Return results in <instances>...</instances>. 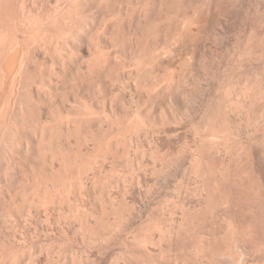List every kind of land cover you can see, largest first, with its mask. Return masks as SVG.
<instances>
[{
    "label": "bare ground",
    "instance_id": "bare-ground-1",
    "mask_svg": "<svg viewBox=\"0 0 264 264\" xmlns=\"http://www.w3.org/2000/svg\"><path fill=\"white\" fill-rule=\"evenodd\" d=\"M11 1V4L13 3L12 2V0H0V236L2 237V235L4 236V234L5 235H7V230L6 229H4L5 227L7 228L8 226H9V224L6 226L5 225V227H4V221H5V224H6V221L7 220H9L10 221V219H6V220H4L5 219V217H7V216H5L4 217V219H3V216L5 215V214H14L13 216H14V219H17L16 221H17V223L22 227V225H23V227L22 228H24V230H22V233H24V234H20L19 233V228H21V227H16V225H17V223H16V221L14 222L13 221V219H12V221H13V224L15 225V223H16V225H15V227H12L11 228V226H10V228H11V231L12 230H16V229H14V228H18L17 229V231H15V232H8V239H7V245H6V250L8 249V254H7V252L6 253H3V251L2 250H0V251H2V254L1 255H3L2 256V259L3 258H7V260H8V264H44L45 262H47V264H49L48 263V261H45V259H48V257L46 258V256H49V255H46L45 257H44V253L46 252L43 248H45L44 246H42V247H40V249L38 250L37 249V247H34V248H36L38 251H39V253H38V255L37 254H35V256H37V257H35L34 256V254H32V253H30L29 255H28V253L27 252H23V253H27V254H23L22 253V251H24V249H26L27 247L28 248H31L33 245L32 244H34V241L36 240H34L33 241V243H32V240H33V238H31L30 239V226H31V224H27V220H33L34 219V223H36V221H37V217L39 216H41V217H43V219H38L39 220V222H41V224L39 223V226H38V230H41V233L40 234H47L48 232H50L49 230H54V229H52V228H54L52 225L54 224L55 225V234L53 233V231L51 232V233H53L54 234V236L56 237V238H61V237H58V235L60 236L61 235V232L64 234V232H63V230H64V218L66 217L65 215H67L68 213H67V211H69L70 213L69 214H71L72 212H75V208L74 207H77V206H80V204L79 205H77L78 203H79V201L81 202L82 201V190H80V191H78L79 190V188H78V186L80 185L81 187H84L83 186V182L84 181H89L90 182V180H91V178H90V172L94 175L92 178H94V177H96V173H98L99 172V169H98V171L96 172V170H97V166L99 167H101L102 166V168H103V165H104V163L102 164V163H100L99 162V164L96 162V156H97V153L99 152H103L104 153V151H105V149H107V147L104 145V143L100 140V139H102L103 137L104 138H107V140H108V137H109V140H110V143H113V141L111 140L112 138H111V135L113 134V133H115L114 131H113V128L111 127V125L112 124H114L115 122H116V125L119 123V124H121V125H123V123L124 122H130V121H133V119H136V117L138 118L140 115H135L136 117L135 118H133L132 119V116H131V119L132 120H129L130 119V115H132L133 113H132V111H134V110H132V109H129L128 108V102H130V100H127L128 98H127V92H129V93H131L132 91L130 90V89H128L129 88V83L131 82V79H135L134 77H133V74L135 75V74H137L138 72H137V70H138V68L140 69V67H142V66H144V69L142 70V72L144 71V75H146L145 77H146V81H147V84H146V88L147 89H149L150 90V92H151V95H150V97H152L153 96V98L155 97V99H157V93H156V90H159V89H157L158 87H159V85L158 84H160V82H159V79H161V77H160V74H161V72L163 71V72H166L165 74H167V72L169 71V68H170V70H171V66L174 64V63H176V61L177 62H179L178 60H180L181 58L183 59V57L188 61V60H190V61H194V62H197V61H195V58L197 57H201L202 58V56L203 55H206L207 53H210V52H213V48L215 47V44H217L218 42H216V40H217V38L218 37H220V39H218V41L219 40H221L222 42H223V40L225 39V38H227L228 36H230V35H232L231 33H230V35H228L229 33L228 32H230V26L228 25L229 23H228V20H229V18L230 19H232L233 17H235L236 15V13L238 14V12L240 11V10H242L241 8H242V6H241V4H242V2H244L245 1V4H246V0H70L71 1V4L70 3H68V5H71L70 7H68V9H70L69 10V12H67L68 11V9H67V11L66 12H64L65 10H61V9H59V10H61V11H57V9H56V11H55V13L54 14H52L51 13V15H49V11H53V9L50 7V9L51 10H48V16H47V21L44 19H37L38 21H37V23H40L41 22V24H36L35 22V18H36V16H34L35 15V13H34V15H32L31 14V17H30V13L33 11H31V7L28 9V5L30 4H27L26 2H27V0H15V1H18V7L17 8H14V9H12V5L10 4V3H8V2H10ZM47 0H45V2H46ZM52 1V0H51ZM59 1V0H58ZM69 1V0H68ZM248 1H250V0H248ZM37 2V1H36ZM42 2V1H41ZM232 2V3H231ZM14 3H16V2H14ZM13 3V4H14ZM32 3V5H33V3H35V2H31ZM54 3V2H53ZM66 3V4H67ZM237 5V9H236V7H235V5ZM237 3H240V5H238ZM249 3V2H248ZM50 4V3H49ZM48 4V5H49ZM57 4V3H56ZM59 5H60V1H59V3H58ZM61 4H62V1H61ZM257 6H258V8H259V10H260V21L263 23V25H260L261 23L260 22H257V24H259L260 26H264V0H256V3H255ZM15 5V4H14ZM41 5V4H40ZM44 5V4H43ZM47 5V4H46ZM59 5H58V7H59ZM251 5H253V3L251 4ZM30 6V5H29ZM45 6V5H44ZM52 6V5H51ZM63 6V5H62ZM238 6H239V8H238ZM248 6V5H247ZM14 7V6H13ZM47 7V6H46ZM65 6H63V8H64ZM37 8V7H36ZM41 8V7H40ZM53 8H54V6H53ZM56 8V7H55ZM62 8V7H61ZM62 8V9H63ZM244 8H245V6H244ZM37 9H39V8H37ZM47 9H48V7H47ZM239 9V10H238ZM249 9V8H248ZM247 9V10H248ZM254 9V8H253ZM29 10H30V12H29ZM41 10V9H40ZM40 10H38L39 12H40ZM43 10H46V9H43ZM236 10V11H235ZM250 11V10H249ZM249 11H247V12H249ZM252 11V10H251ZM250 11V12H251ZM7 12H9V13H7ZM36 12V11H35ZM46 12V11H45ZM54 12V11H53ZM236 12V13H235ZM249 12V13H250ZM258 12V11H257ZM33 13V12H32ZM44 13V12H43ZM46 14V13H45ZM246 14V13H245ZM43 14H41V15H39L40 17L42 16ZM233 15H235V16H233ZM252 15V14H251ZM254 15H256V14H254ZM258 15V14H257ZM43 16H45V15H43ZM233 16V17H232ZM248 16H249V14H248ZM32 17H35V18H32ZM38 17V16H37ZM238 17V16H237ZM244 17V16H243ZM249 17H251V16H249ZM248 17V18H249ZM257 17V16H256ZM43 18V17H42ZM240 19H241V17H240ZM253 19V18H252ZM236 20V19H235ZM238 20H239V17H238ZM254 20V19H253ZM256 20V19H255ZM257 20H259V19H257ZM35 21V22H34ZM45 21V22H44ZM232 21H233V19H232ZM244 21V20H243ZM247 21H249V19L247 20ZM42 22H44V24L42 23ZM235 23V22H234ZM233 23V24H234ZM238 23V22H237ZM241 23V22H240ZM248 23V22H247ZM246 23V24H247ZM254 23V22H253ZM36 24V25H35ZM233 24H231V27H232V25ZM255 24V23H254ZM38 25V26H37ZM242 25H243V23H242ZM246 26H248V25H246ZM253 26H255V25H253ZM258 26V25H257ZM256 26V27H257ZM233 27H235V26H233ZM259 28V27H258ZM261 28V27H260ZM264 28V27H263ZM233 29V28H232ZM241 29V28H240ZM254 29H255V27H254ZM257 29V28H256ZM255 29V31H252L253 33L254 32H256L257 30ZM247 30V29H246ZM261 30V29H260ZM260 30H258V31H260ZM232 31H234V30H232ZM231 31V32H232ZM236 31H238V30H236ZM235 31V32H236ZM243 31V30H242ZM241 31V32H242ZM250 31V30H249ZM225 32H227L226 33V36H225V38L223 37V40H222V38H221V35L223 34V35H225L224 33ZM234 32V33H235ZM240 32V33H241ZM262 32V31H261ZM233 33V34H234ZM239 33V34H240ZM243 33V32H242ZM251 33V32H250ZM249 33V34H250ZM29 36H28V35ZM37 38H33V35ZM238 34V35H239ZM247 34V33H246ZM252 34V33H251ZM254 34H257V32L256 33H254ZM253 34V35H254ZM259 34V33H258ZM257 34V35H258ZM261 34V33H260ZM259 34V35H260ZM263 34V33H262ZM222 35V36H223ZM237 35V36H238ZM242 35V34H241ZM258 35V36H259ZM28 36V37H27ZM249 36V35H248ZM256 36V35H255ZM257 36V37H258ZM262 35H260L259 36V38L261 37ZM263 36H264V34H263ZM29 37H30V39L31 40H33V39H36V41L34 40V43H35V45H34V43H32L33 41H31V43H30V39H29ZM231 38H233V36H230ZM236 37V36H235ZM234 37V38H235ZM239 37H240V35H239ZM239 37L237 38L238 40H239ZM250 37H251V35H250ZM253 37V36H252ZM251 37V38H252ZM257 37H256V39H257ZM33 38V39H32ZM247 38V37H246ZM250 38V39H251ZM258 38V39H259ZM263 38V37H262ZM261 38V39H262ZM216 39V40H215ZM228 39H229V37H228ZM236 39V38H235ZM253 39L254 40H256L254 37H253ZM258 39L256 40V43H257V41H258ZM260 39V40H261ZM226 41H227V39H225ZM224 40V41H225ZM247 40H249V39H247ZM254 40H252L251 42H250V44H252V42L254 41ZM246 41V40H245ZM263 42H264V40H262ZM262 41H261V44H262ZM220 42V41H219ZM236 42V41H235ZM243 42V41H242ZM229 43V42H228ZM240 43V42H239ZM32 44V45H31ZM224 44H225V42H224ZM230 44H232V43H230ZM244 44V43H243ZM249 44V43H248ZM254 44H255V41H254V43L252 44V47L254 46ZM259 44V43H258ZM219 45V44H218ZM223 45V44H222ZM241 45V44H240ZM247 45V44H246ZM224 46V45H223ZM236 46V45H235ZM250 46V45H249ZM248 45H247V48L249 47ZM263 47L262 45H260L259 44V47ZM219 47H222V46H219ZM219 47H217V48H219ZM230 47V46H229ZM228 47V45L226 46V48H229ZM244 47V46H243ZM254 47H256V49L258 48L257 47V45L255 44V46ZM253 47V48H254ZM261 47L259 48V49H261ZM216 48V47H215ZM231 48V47H230ZM238 48V47H237ZM245 48V47H244ZM251 48V47H250ZM252 48V50L253 51H255L254 49ZM234 49H235V47H234ZM241 49V48H240ZM258 49V50H259ZM257 50V51H258ZM264 50V49H263ZM215 51L216 50H214V53H215ZM217 51H218V49H217ZM223 51V50H222ZM227 51V50H226ZM230 50H228V52L227 53H230L229 52ZM238 51V50H237ZM240 51V50H239ZM238 51V52H239ZM242 51H245L244 49L242 50ZM247 51H249L250 53H251V51L248 49ZM256 51V52H257ZM255 52V53H256ZM259 52V51H258ZM235 53V52H234ZM239 53H242L243 55L245 54V52L243 53V52H239ZM246 53H248V52H246ZM262 53V52H261ZM213 54V53H212ZM216 54H218V53H216ZM222 54V53H221ZM242 54H240L241 56H243ZM249 54V53H248ZM248 54L246 55V57H245V59L246 60H251V58H253V56H252V54H250V58L248 57ZM258 54V55H257ZM263 54V53H262ZM183 55V56H182ZM224 55H225V53H224ZM236 55V54H235ZM255 55V54H254ZM256 55L257 56H259V53H256ZM261 55V54H260ZM181 56V57H180ZM211 56V55H210ZM219 56H220V54H219ZM222 56H223V54H222ZM228 56V55H227ZM227 56H225V59H226V57ZM252 56V57H251ZM211 57H213V56H211ZM229 57V56H228ZM230 57H231V54H230ZM233 57H235V56H233ZM244 57V56H243ZM254 57H256V56H254ZM200 58V59H201ZM241 58V57H240ZM261 58H263V57H261L260 56V59ZM32 59H34V60H32ZM116 59H118V60H116ZM207 59V58H206ZM205 59V60H206ZM211 59V58H210ZM215 59V58H214ZM220 59V58H219ZM218 59V60H219ZM223 59V58H222ZM232 59V58H231ZM235 59V58H234ZM245 59H243L244 61H246ZM255 59V58H254ZM36 60H37V62L38 63H35V64H38V65H40V66H42L41 68H42V70H41V68L39 69V68H37V65L34 67V65H33V63L34 62H36ZM217 60V59H216ZM239 60H242V58L241 59H239ZM257 60V59H256ZM30 61L31 62H33L32 64L30 63ZM198 61H200V60H198ZM203 61H204V58H203ZM207 61V60H206ZM225 61V60H224ZM229 61V60H228ZM231 61V60H230ZM237 61V60H236ZM182 62V61H181ZM214 62V61H213ZM227 62V61H226ZM235 62V61H234ZM233 62V63H234ZM248 62H250V69H248V70H250V71H248L249 72V76H251V75H253V76H255L254 78H249V76L247 77L246 75H248V74H246L247 73V70H246V73H244L243 74V72H242V74L243 75H241V76H244L243 78H245L246 79V77L247 78H249V79H247V80H245V79H242L241 77H237V79H242L241 80V83H242V81H245V84L244 85H242V86H244L243 87V89L241 88L242 86L239 84V87L242 89V91H241V89H240V91H241V94H239V95H242L241 97V99L242 100H240V102H242L241 104H243L244 105V107H245V111L247 110H249V111H252V110H254V108L256 107V109H258L259 108V106L258 105H261V104H263L264 103V82H263V79L261 80L260 78L261 77H263L264 76V74L263 75H261L260 73H258L259 74V76L260 77H258V74H256V72H255V74H253L254 72H252V69H254L253 67L255 66L254 64L257 62V61H255V63L253 64L252 63V61H248ZM247 62V63H248ZM254 62V61H253ZM258 62H260V63H258ZM256 64L257 65H259V66H261L260 64L262 63V62H264L262 59H261V61L259 60ZM30 63V64H29ZM188 63H190V62H188ZM188 63H186V64H188ZM193 63V62H192ZM192 63H190V64H192ZM198 63V62H197ZM204 63L206 64V62L204 61ZM210 63V62H209ZM214 63H216V62H214ZM221 63V62H220ZM230 63V62H229ZM243 62L241 61V69H242V64ZM246 63V62H245ZM245 63H244V65H245ZM251 63L254 65H252V67H251ZM202 64V63H201ZM228 64V63H227ZM226 64V65H227ZM231 64V63H230ZM249 64V63H248ZM33 66L34 68H36V69H39L38 70V72H37V70H33V69H31V70H33V72L35 73V75L34 74H30V75H25L24 76V74L25 73H27L28 74V70H30L28 67L29 66ZM174 65H176V64H174ZM180 65V64H179ZM195 65H196V63H195ZM217 65H218V63H217ZM225 65V64H224ZM224 65H222V66H224ZM235 65V64H234ZM233 65V66H234ZM247 65V64H246ZM262 65H264V63L262 64ZM181 66H183V65H181ZM190 66V65H189ZM198 66H200V65H198ZM205 66V65H204ZM203 66V68H206V67H204ZM215 66V65H214ZM239 66V65H238ZM39 67V66H38ZM173 67H175V66H173ZM187 67V66H186ZM185 67V68H186ZM193 67V66H192ZM197 67V66H196ZM200 67H202V66H200ZM225 67H227V66H225ZM231 67V66H230ZM247 68H249L248 66H246ZM246 67H244V68H246ZM256 67V66H255ZM262 67V66H261ZM31 68V67H30ZM178 68H179V66H178ZM220 67L218 66V69H219ZM240 67H238V69H239ZM252 68V69H251ZM260 68V67H259ZM142 69V68H141ZM188 69H191L190 67L188 68ZM197 69V68H196ZM195 69V70H196ZM198 69H200V68H198ZM211 69H213V68H211ZM224 69V68H223ZM230 69H232V68H230ZM236 69V68H235ZM256 69H258V67L256 68ZM30 70V71H31ZM176 70V69H175ZM174 70V71H175ZM178 70V69H177ZM177 70H176V72H177ZM201 70V69H200ZM200 70H197V72L198 71H200ZM206 70V69H205ZM233 70H234V68H233ZM233 70H232V72H233ZM244 71H245V69H243ZM242 70V71H243ZM259 70V69H258ZM262 69H260V71H261ZM30 71H29V73H30ZM138 71H141V70H138ZM182 71H184L183 70V68H182ZM215 71H217V70H215ZM224 72H225V69L223 70ZM226 71H227V69H226ZM239 71V70H238ZM237 71V72H238ZM257 71V70H256ZM263 72H264V70H262ZM262 71H261V73H262ZM135 72V73H134ZM137 72V73H136ZM142 72H141V74H142ZM186 72H188V71H186ZM185 72V73H186ZM196 72V73H197ZM201 72H205L204 70L202 71L201 70ZM210 72H213V71H210ZM223 72V73H224ZM240 73H241V71H239ZM250 72H252V74L250 73ZM31 73H32V71H31ZM37 73V74H36ZM175 73V72H174ZM181 73V72H180ZM191 73V72H190ZM207 73V72H206ZM170 74H172V71L168 74V76L170 75ZM210 74V73H209ZM219 74V73H218ZM230 74V73H229ZM233 74L235 75V72H233ZM233 74H231V75H233ZM237 74V73H236ZM139 75V74H138ZM173 75V74H172ZM172 75H171V77H172ZM186 75V74H185ZM192 75V74H191ZM207 75V74H206ZM216 75V74H215ZM214 75V76H215ZM220 75V74H219ZM227 76H228V74H226ZM27 76H29L30 78H28L27 80H29V81H27L26 79H24V78H27ZM116 76V77H115ZM136 76V75H135ZM161 76H162V74H161ZM163 76H164V74H163ZM167 76V75H166ZM203 76V75H202ZM202 76H201V78H202ZM205 76V75H204ZM217 76V75H216ZM222 76V75H221ZM237 76V75H236ZM236 76H235V78H236ZM24 77V78H23ZM160 77V78H159ZM179 77H181V76H179ZM178 77V78H179ZM210 77H212V75L210 76ZM229 77V76H228ZM228 77H226V78H228ZM139 78V77H138ZM168 78V80L169 81H171L172 80V78H170V77H167ZM187 78H189V75L187 76ZM203 78H205V77H203ZM202 78V79H203ZM216 78H218V76L216 77ZM225 78V77H224ZM225 78V79H226ZM230 78V77H229ZM232 78H234V76L232 77ZM137 79V78H136ZM135 79V80H136ZM142 79V78H141ZM163 79H164V77H163ZM171 79V80H170ZM190 79V78H189ZM189 79H187V80H189ZM192 79V78H191ZM194 79V78H193ZM198 79V78H197ZM196 79V80H197ZM214 79V78H213ZM221 79V78H220ZM223 79V78H222ZM24 80H26V81H24ZM140 80V79H139ZM144 80V79H143ZM167 80V79H166ZM178 80V79H177ZM176 80V78H175V81H172V82H174V85L173 86H175L176 84H175V82L177 81ZM180 80V79H179ZM218 80V79H217ZM232 79H230V81H231ZM233 80H235V79H233ZM232 80V82H234ZM133 81V80H132ZM142 81V80H141ZM145 81V80H144ZM161 82H162V80H160ZM183 81V80H182ZM192 81V80H191ZM199 81V80H198ZM203 81V80H202ZM214 81V80H213ZM221 81V80H220ZM219 81V82H220ZM236 81V80H235ZM239 81V80H238ZM25 82V83H24ZM159 82V83H158ZM172 82H167L166 81V86H165V88H164V96L166 97L165 99L166 100H164V98L162 99V100H164V106L166 107V109L168 108V110H169V112H166V113H163L164 111L161 109V108H163V107H161V106H159L158 105V103H157V105L155 104V106H159V109H161V111H163V112H161V113H163L164 115H168L167 116V118H168V120H172L173 121V127H175V128H177V131H178V129H180V128H182V127H179V118H181V117H179L178 119H177V108H175V109H173V107H177V106H174V104H175V100H176V98H175V100H174V97H177L178 95H176V93H179V92H177V88H181V87H179V86H181V85H178V87L176 88V87H173L170 83H172ZM185 82V81H184ZM190 82V81H189ZM196 82V81H195ZM211 82V81H210ZM224 82L225 81H223V84H224ZM237 82V81H236ZM263 82V83H262ZM23 83H24V86H23ZM133 83V82H132ZM135 83V82H134ZM137 83V82H136ZM135 83V84H136ZM146 83V82H145ZM158 83V84H157ZM167 83H169L168 85H167ZM181 83V82H180ZM207 83H209V82H207ZM216 83V82H215ZM222 83V82H221ZM220 83V84H221ZM230 83V82H229ZM240 83V82H239ZM244 83V82H243ZM157 84V85H156ZM185 84V83H184ZM192 84H194V82L192 83ZM198 84V83H197ZM196 84V85H197ZM206 84V83H205ZM204 84V85H205ZM228 84V83H227ZM238 83H234V84H230V86H231V88L227 85V88L224 90L225 92H222V91H220L221 89H224V87L223 88H221L219 91L223 94V93H225V94H223V95H225V97L222 99V98H219L220 97V93H218L219 94V97H218V99L216 98L217 96H218V94H217V96L215 95V100H213L214 98H213V96H212V98H211V96H210V98L208 97L207 99H210V100H213L214 101V103H216V104H214L215 105V107H216V109H215V111H211V113H210V111H206V110H204V111H202V113H203V116H202V120H204V118H206V121H205V123L206 122H211L212 120L213 121H215L216 119H218V117H219V121L221 120V122H223V129H224V131H222V132H225V130L226 131H230L231 133L232 132H235L234 130L235 129H238L236 126L237 125H239L238 123H239V121H241V120H238V123L236 122L237 121V119H236V121H235V119H234V117L232 116L233 114V112L236 110V106H238L239 107V105H241V104H239L238 102H239V99H240V97L239 96H237L236 94H235V96L236 97H239V98H237L238 99V101L237 102H235V103H238V104H235V103H233L234 102V98H233V94L237 91V90H239V88L238 89H236L235 90V85H237ZM138 85H140V84H138ZM137 85V86H138ZM188 85V84H187ZM191 85V84H190ZM195 85V84H194ZM193 85V86H194ZM200 85V84H199ZM202 85V84H201ZM212 85V84H211ZM214 85V84H213ZM23 86V87H22ZM136 86V85H135ZM141 86V85H140ZM158 86V87H157ZM164 86V85H163ZM184 86V85H183ZM186 86V85H185ZM189 86V85H188ZM203 86V85H202ZM224 86H226V85H224ZM113 87V88H112ZM132 87V86H131ZM130 87V88H131ZM144 87H145V85H144ZM187 87V86H186ZM190 87V86H189ZM198 87V86H197ZM200 87V86H199ZM204 87H206V86H204ZM220 87V86H219ZM218 87V88H219ZM112 88V90H113V92H115L114 90H115V88H116V90H117V93H116V95H115V93H113L112 92V90H111V92L112 93H110V91H108V90H110ZM133 88V87H132ZM155 88H156V90H155ZM161 88V87H160ZM192 88V87H191ZM196 88V87H195ZM210 88V87H209ZM230 88V89H229ZM86 89H88L87 91H89L88 92V94L89 93H91L90 91H91V89H93V90H95L94 92V94H97L95 97L97 98V97H99V99H98V101L100 100V98H102L103 100H104V103H103V105H104V108H100V110H101V114L103 115H98L97 117L99 118H101L102 117V121H98V119L95 117V115H94V113H93V111H94V108L95 107H93V106H95V105H93V100L95 99V98H92L93 97V95H92V100H91V98L88 96V94H87V91H86ZM127 89H128V91H127ZM134 89H136V88H134ZM162 89V88H161ZM175 89H176V91H175ZM189 89V88H188ZM187 89V90H188ZM213 89H215V88H213ZM228 89V90H227ZM92 90V91H93ZM133 90V89H132ZM139 90V89H138ZM183 90H185V89H183ZM190 91H191V89H189ZM193 90H194V88H193ZM198 90V89H197ZM131 91V92H130ZM143 91V90H142ZM142 91H140V92H142ZM145 91H147L148 92V90H145ZM163 91V89L161 90V92ZM215 91V90H214ZM218 91V90H217ZM216 91V92H217ZM240 91H237V92H240ZM149 92V93H150ZM154 92L156 93V94H154ZM176 92V93H175ZM187 92V91H186ZM196 92V91H195ZM204 92H205V89H204ZM209 92H210V90H209ZM93 93V92H92ZM91 93V94H92ZM112 94V96H116L115 98L114 97H110V94ZM145 93V92H144ZM188 93V92H187ZM194 93V92H193ZM200 93H201V91H200ZM87 94V95H86ZM90 94V95H91ZM135 94H137L136 92H135ZM139 94V93H138ZM146 94V93H145ZM148 94V93H147ZM160 94V93H159ZM186 94V93H185ZM189 94V93H188ZM197 94H199L198 92H197ZM197 94H195V95H197ZM204 94V93H203ZM140 95V94H139ZM143 95V94H142ZM155 95V96H154ZM181 95V94H180ZM182 95H184V93L182 94ZM181 95V96H182ZM194 95V94H193ZM209 95H211L210 93H209ZM131 96V95H130ZM130 96H128V97H130ZM136 96V95H135ZM144 96V95H143ZM149 96V95H148ZM161 96V95H160ZM163 96V97H164ZM197 96H199V95H197ZM202 96V95H201ZM205 96V95H204ZM208 96V95H207ZM234 96V97H235ZM140 97V96H139ZM189 97H190V95H189ZM90 98V99H89ZM130 98H132V97H130ZM159 98H161V97H159ZM158 98V100H160ZM193 98V97H192ZM195 98H197V97H195ZM201 98V97H200ZM204 98V97H203ZM202 98V99H203ZM205 98H206V96H205ZM133 99V98H132ZM136 99V98H135ZM138 99V98H137ZM136 99V100H137ZM143 99V98H142ZM149 99V98H148ZM179 99V98H178ZM183 100H184V97L182 98ZM188 99V98H187ZM236 99V98H235ZM96 100V99H95ZM94 100V101H95ZM134 100V99H133ZM133 100H131V101H133ZM140 100V99H139ZM182 100V101H183ZM191 99H189L188 101H190ZM200 100V99H199ZM91 101H92V103H91ZM138 101V100H137ZM146 101V100H145ZM154 101V100H153ZM152 100H151V102H153ZM173 101H174V104H173ZM179 101V100H178ZM194 101V100H193ZM196 101V100H195ZM207 101V100H206ZM216 101V102H215ZM102 102V101H101ZM141 102H143V101H141ZM147 102V101H146ZM150 102V103H151ZM159 102V101H158ZM186 102V101H185ZM198 102V101H197ZM196 102V103H197ZM201 102V101H200ZM207 102H209V103H212L211 101H207ZM78 103L80 104V105H78ZM115 103V104H114ZM132 103V102H131ZM134 104H135V102H133ZM140 103V102H139ZM155 103V102H154ZM176 103H177V101H176ZM181 103V102H180ZM187 103V102H186ZM199 103V102H198ZM101 104V103H100ZM146 104V103H145ZM148 104V103H147ZM161 104H162V102H161ZM160 104V105H161ZM201 104H203V101H202V103H200V105ZM102 105V104H101ZM131 105V104H130ZM129 105V106H130ZM139 105V104H138ZM149 105V104H148ZM147 105V106H148ZM151 105V104H150ZM149 105V106H150ZM176 105V104H175ZM179 105V104H178ZM193 105V104H192ZM194 105H195V102H194ZM197 105V104H196ZM207 105H209V104H207ZM212 105V104H211ZM217 105V106H216ZM243 105H242V109H243ZM135 106V105H134ZM142 106V105H141ZM146 106V107H147ZM163 106V105H162ZM183 106V105H182ZM263 106L264 105H262L261 107L263 108ZM98 107V106H97ZM101 107H103V106H101ZM133 107V106H132ZM131 107V108H132ZM139 107V106H138ZM152 107H154V106H152ZM161 107V108H160ZM184 107V106H183ZM186 107H189L188 105L186 106ZM200 107V106H199ZM203 107V106H202ZM211 107V106H210ZM210 107H207L208 109L210 108ZM212 107H214V106H212ZM238 107H237V109H238ZM260 107V108H261ZM98 108V109H99ZM142 107H139V109H141ZM151 108V107H150ZM171 108H172V110H176V111H171ZM180 108V107H179ZM193 108V107H192ZM205 108V107H204ZM206 108V109H207ZM145 109V108H144ZM148 109V108H147ZM146 109V110H147ZM156 109V108H155ZM166 109H164V110H166ZM190 109H191V107H190ZM195 109V108H194ZM207 109V110H208ZM212 109V108H211ZM210 109V110H211ZM256 109H255V111H256ZM183 110V109H182ZM181 110V111H182ZM186 110H188V109H186ZM185 110V111H186ZM212 110H214V109H212ZM239 110H240V108H239ZM259 110V109H258ZM258 110H257V112H258ZM260 110H262V109H260ZM259 110V111H260ZM143 111V110H142ZM151 111L153 112V110L151 109ZM167 111V110H166ZM181 111H180V113H181ZM184 111V112H185ZM190 111V110H189ZM194 111V110H193ZM246 111V112H247ZM255 111H254V113H255ZM262 111H264V110H262ZM261 111V112H262ZM85 112V113H84ZM96 112H97V110H96ZM99 112V111H98ZM136 112V111H135ZM144 112H146V111H144ZM148 112V111H147ZM150 112V111H149ZM159 112V111H158ZM175 112V113H174ZM183 112V111H182ZM195 112V111H194ZM199 111H197V113H198ZM253 112V111H252ZM261 112H258L257 113V116L256 115H253L252 114V116H255L254 118L255 119H257L258 118V116H259V118H260V116H261V122H263L262 121V119L264 120V118H262L263 117V115H258V114H261ZM151 113V112H150ZM157 113V112H156ZM155 113V111H154V115L156 114ZM191 113V112H190ZM236 113H238V112H236ZM235 113V115H237ZM136 114V113H135ZM147 114V113H146ZM163 114H161L162 116H163ZM184 114V113H183ZM201 114V113H200ZM240 114V113H239ZM242 114V113H241ZM246 114H248V113H246ZM262 114H264V112L262 113ZM134 115V114H133ZM141 115H143V114H141ZM149 115L150 114H148V116L147 117H149ZM185 115V114H184ZM187 115V114H186ZM189 115V114H188ZM199 115V114H198ZM243 115V114H242ZM146 116V115H145ZM159 116V115H158ZM157 116V117H158ZM160 116V118H162V119H164L166 116ZM197 116V115H196ZM241 116V115H240ZM240 116H239V118H240ZM251 116V117H252ZM187 117V116H186ZM238 117V116H237ZM251 117H249V116H247V118H248V120L249 121H253L254 122V118H251ZM129 118V119H128ZM141 118V117H140ZM139 118V119H140ZM144 118V117H143ZM156 118V117H155ZM184 118V116L182 117V119ZM193 118V117H192ZM192 118H191V120H192ZM200 118H201V116H200ZM221 118V119H220ZM250 118L251 119H253V120H250ZM95 119H97V121L99 122V123H97L96 121H95ZM145 119V118H144ZM147 119V118H146ZM148 119H150V118H148ZM153 119V118H152ZM159 119V118H158ZM157 119V120H158ZM194 119H196L197 120V118H194ZM208 119V120H207ZM241 119V118H240ZM103 120H105V121H103ZM128 120V121H127ZM137 120V119H136ZM188 120V119H187ZM245 120V119H244ZM139 121V120H138ZM143 121V120H142ZM147 122L149 121H153V120H146ZM155 121V120H154ZM160 121H163V120H160L159 119V121L158 122H160ZM172 121H171V123H172ZM181 121V120H180ZM186 121V120H185ZM189 121V123H190V120H188ZM195 121V120H194ZM201 121V120H200ZM211 122L212 124L214 123H217V122ZM249 121H247V122H249ZM136 122V121H135ZM141 122V121H140ZM146 122V123H147ZM150 122V123H151ZM157 122V121H156ZM156 122H155V124L154 125H150V126H148L146 123H145V121H144V123L146 124L145 126H144V128H146V132H148L147 134L149 135L150 133H151V135L150 136H148L147 138H149L148 140H151L153 143H149L150 145L151 144H154V147H155V149L156 150H159V148H158V144L160 143V141H161V135H162V131L164 132V135H165V133H168V132H171L170 131V127H168L167 126V124L169 123V125L171 124L170 122H167L166 120H165V122L167 123V124H165V122L163 121L162 123H160V125L159 124H156ZM157 122V123H158ZM175 122V123H174ZM202 122H204V121H202ZM257 122H259V121H257ZM257 122H255V123H257ZM106 123H108V126L106 125ZM133 123V122H132ZM185 123V122H184ZM189 123H188V125H189ZM194 123V122H193ZM192 123V124H193ZM198 123V122H197ZM201 123V122H200ZM204 123V125H207V123L205 124ZM219 123V122H218ZM217 123V124H218ZM240 123H242V122H240ZM250 123V122H249ZM111 124V125H110ZM118 124V125H119ZM126 124V123H125ZM131 124V123H130ZM135 124V123H134ZM138 124V123H137ZM137 124H136V128H137ZM209 124V123H208ZM221 124V123H220ZM242 124H244V123H242ZM246 124H248V123H246ZM251 124V123H250ZM249 124V125H250ZM252 124H254V123H252ZM259 124V123H258ZM257 124V125H258ZM263 125H264V123H262ZM107 126V129H105L106 128V126ZM115 125V124H114ZM129 125V124H128ZM140 125H142V124H140ZM144 125V124H143ZM142 125V126H143ZM175 125V126H174ZM184 125V124H183ZM195 125V124H194ZM200 125H202V124H200ZM216 125V124H215ZM241 125V124H240ZM256 125V126H257ZM113 126V125H112ZM127 126V125H126ZM126 126L124 125L123 127H122V130H123V128L125 127L126 128ZM131 126V125H130ZM139 126V125H138ZM146 126H148V129H147V127ZM172 126H171V128H172ZM179 128H178V127ZM187 126V125H186ZM196 126H198V125H196ZM210 126H211V128H212V125L210 124ZM241 126H243V125H241ZM251 126H255V124L254 125H251ZM111 127V128H110ZM115 127V126H114ZM117 127V126H116ZM121 126H119V127H117V128H115V130L117 131L116 132V135L117 136H114V135H112V137L114 136V139H115V141L119 138V136H120V134H121V128H120ZM133 127V126H132ZM199 127H201V126H199ZM198 127V129H200ZM204 127V126H203ZM205 127H207V126H205ZM208 127H209V125H208ZM216 127V126H215ZM219 127H220V125H219ZM240 127V126H239ZM263 127V126H262ZM135 128V129H136ZM142 128L143 127H141V130H142ZM143 128V129H144ZM187 128H188V126H187ZM197 128V127H196ZM258 128H259V125H258ZM264 128V127H263ZM262 128V129H263ZM132 129H134V128H132ZM131 129V130H132ZM139 129H140V127L138 128V132L137 131H134V133H133V131H132V135H130L131 137H129V139L127 140L126 138H125V136L121 139L122 140V142L124 141V139L125 140H127V142L128 141H131V140H135V143H137V146L140 148L141 146H139L138 145V143H141L140 141V139L142 138H140V136L141 135H145L146 133H143V134H140L139 133ZM182 129H184V127L182 128ZM194 129H195V127H194ZM206 130H208V129H210V128H205ZM205 129H204V131H205ZM214 129V128H213ZM215 129H217V128H215ZM240 129H241V127H240ZM246 129H249V127L247 126V128ZM253 129H255V127L253 128ZM121 130V131H120ZM131 130L129 131L130 133H131ZM162 130V131H161ZM188 130V129H187ZM186 130V131H187ZM189 130H191V129H189ZM202 130V129H201ZM210 130H212V129H210ZM219 130V129H218ZM259 130H260V128H259ZM264 130V129H263ZM263 130H261V131H263ZM113 133H112V132ZM119 131H120V133H119ZM124 131V130H123ZM127 132H125L126 133V136H127V133H129L128 132V128H127V130H126ZM159 131H161V134L159 133ZM175 131V130H174ZM184 131V130H183ZM195 131V130H194ZM193 131V132H194ZM196 131H197V129H196ZM241 131H242V129H241ZM249 131H251V130H249ZM254 131V130H253ZM252 131V132H253ZM256 132H257V130H255ZM261 131H259V132H261ZM142 132V131H141ZM144 132V131H143ZM188 132V131H187ZM198 132V131H197ZM200 132V131H199ZM203 132V131H202ZM210 131H207V134H210L209 133ZM214 132H216V131H214ZM238 132H239V130H238ZM245 132V131H244ZM248 132V131H247ZM246 132V133H247ZM124 133V134H125ZM129 133V134H130ZM175 133V132H174ZM204 133V132H203ZM227 133H229V132H227ZM236 133V132H235ZM246 133H245V138H247V137H249L250 135H251V133H250V135L249 136H247L246 135ZM262 133V135H263V132H261ZM261 133H258V136L261 134ZM147 134H146V136H147ZM172 134V133H171ZM170 134V135H171ZM183 134V133H182ZM190 134V133H189ZM194 134V133H193ZM192 134V135H193ZM202 134V133H201ZM206 133L205 134H202V135H207ZM234 134V133H233ZM239 134V133H238ZM238 134H235V135H237V137H239V136H241V135H238ZM255 134V133H254ZM122 135V134H121ZM176 135V134H175ZM185 135V134H184ZM184 135H183V137H184ZM198 135V134H197ZM211 135V134H210ZM213 135V134H212ZM220 135V134H219ZM226 135V134H225ZM225 135H221V137L222 136H225ZM253 135V134H252ZM173 136V135H172ZM178 136V135H177ZM198 136H201V135H198ZM197 136V139L199 138L200 139V137H198ZM209 136V135H208ZM213 136H215V135H213ZM121 137V136H120ZM179 137H181V134L179 135ZM178 137V138H179ZM194 137V136H193ZM196 137V136H195ZM202 137H204V136H202ZM206 138H207V136H205ZM218 137V135H216V137L215 138H217ZM220 137V136H219ZM220 137V138H221ZM226 137V136H225ZM229 137H230V139H229ZM229 137H226L225 139H228L226 142H230L231 141V139H232V137H231V135L229 136ZM234 137V136H233ZM236 137V136H235ZM254 137V136H253ZM253 137H251V139L253 138ZM262 137V136H261ZM261 137L259 138V139H261ZM263 137H264V135H263ZM111 138V139H110ZM146 138V139H147ZM168 138V137H167ZM167 138H166V140H167ZM172 138V137H171ZM174 138V137H173ZM176 138V137H175ZM187 138V137H186ZM209 138H211V137H209ZM208 138V140H210ZM240 138V137H239ZM241 138H243V137H241ZM240 138V139H241ZM244 138V139H245ZM113 139V140H114ZM170 139V138H169ZM181 140H183L182 138H180ZM190 139V138H189ZM188 139V140H189ZM194 139V138H193ZM202 139V138H201ZM219 139V138H218ZM224 139V140H225ZM235 139V138H234ZM248 139V138H247ZM255 139V138H254ZM103 140V139H102ZM118 140H120V138L118 139ZM148 140H145V141H148ZM171 140V139H170ZM177 140V139H176ZM180 140V141H181ZM186 140V139H185ZM203 140V139H202ZM208 140H207V142H208ZM222 140H223V137H222ZM236 140V139H235ZM238 141H240L239 139H237ZM250 140V139H249ZM105 141V140H104ZM112 141V142H111ZM114 141V142H115ZM145 141H144V143H145ZM165 141V140H164ZM173 141V140H172ZM187 141V140H186ZM196 141V140H195ZM195 141L193 142V143H195ZM200 141V140H199ZM199 141H197V142H199ZM205 141V138H204V140H203V142ZM219 141V140H218ZM232 141H234L233 139H232ZM243 141V140H242ZM251 141V140H250ZM250 141H248V142H250ZM256 142L258 141V139L257 140H255ZM255 141H253V143L255 142ZM260 141V140H259ZM261 141H262V139H261ZM161 142H163V141H161ZM169 142V141H168ZM207 142H205V144L207 143ZM214 142H215V140H214ZM264 142V141H263ZM263 142H262V144H263ZM106 143V145L108 144L107 142H105ZM109 143V144H110ZM120 143V142H119ZM119 143H118V145H119ZM131 142H129V144H130ZM142 143H143V141H142ZM171 143V142H170ZM181 143H183L182 141H181ZM186 143V142H185ZM202 143V142H201ZM209 143V142H208ZM219 143H220V141H219ZM228 143L226 144V146H228ZM232 143V142H231ZM242 143V142H241ZM246 143V142H245ZM252 143V142H251ZM247 144L246 143V147H248L247 149H245L246 147H245V145H244V150H245V155H243V156H245V161H246V165L244 164V163H241V162H243L242 161V159L244 158V157H242V159H241V162H238V163H241V164H244L245 165V167L244 168H246L247 167V169L249 170V171H247V170H245L247 173H249L250 172V174H251V177H252V179L255 181V183H256V186L258 185V187H260V191L259 192H263L264 193V176H263V174H261L260 173V171H259V169L260 168H263V165L258 169V164H260V163H258L259 162V158L258 157H262V155H259L258 154V151H259V148L258 149H255L256 148V145H255V148L254 149H251L250 148V145H253V144ZM116 144V143H115ZM123 144H125V143H123ZM127 144V143H126ZM132 144V143H131ZM148 144V143H147ZM161 144V143H160ZM174 144H175V142H174ZM189 144H191V143H189ZM188 144V145H189ZM202 144H204V143H202ZM204 144V146L203 145H199V147L198 148H200V150H201V148L203 149V147H204V149H206L205 148V146H207V145H205ZM210 144H212V142L210 143ZM209 144V145H210ZM235 144V143H234ZM114 145V144H113ZM133 145V144H132ZM131 145V146H132ZM146 145V144H145ZM165 145V144H164ZM171 145V144H170ZM177 146H178V144H176ZM193 145V144H192ZM223 145V144H222ZM221 145V146H222ZM230 145V144H229ZM241 145V144H240ZM240 145H238V146H240ZM243 145V144H242ZM242 145L240 146V147H242ZM108 146V145H107ZM110 146H112L111 144H110ZM122 146V145H121ZM124 146V145H123ZM125 146H128V145H125ZM173 146V145H172ZM171 146V147H172ZM177 146H175V147H177ZM191 146V145H190ZM195 146V145H194ZM215 146V145H214ZM217 146H219L220 147V145H217L216 144V147ZM260 146V145H259ZM264 146V145H263ZM116 147H117V145H116ZM120 147V146H119ZM118 147V148H119ZM146 147V146H145ZM167 147V146H166ZM169 147V146H168ZM170 147V148H171ZM182 147V146H181ZM185 147V146H184ZM193 147V146H192ZM209 147V146H208ZM212 147V146H211ZM218 147V148H219ZM225 146H223V148H224ZM253 147V146H252ZM262 147V146H261ZM114 148V147H113ZM118 148H116L117 150H118ZM121 148V147H120ZM126 148V147H125ZM128 148V147H127ZM126 148V149H127ZM130 148V147H129ZM137 148V147H136ZM135 148V149H136ZM138 148V149H139ZM147 148V147H146ZM148 148H150V147H148ZM165 148V147H164ZM183 148V147H182ZM190 148V147H189ZM230 148V147H229ZM236 148V147H235ZM263 148V147H262ZM104 149V151H102V150ZM110 149H112L111 147H110ZM122 149V148H121ZM125 149V150H126ZM131 149H133V147H131ZM134 149V150H135ZM175 149V148H174ZM197 149V148H196ZM226 150L228 149V148H225ZM230 149H232V148H230ZM230 149H228V150H230ZM243 149V148H242ZM241 149V150H242ZM264 149V148H263ZM113 150H115V148L113 149ZM112 150V151H113ZM116 150V151H117ZM142 150V149H141ZM147 151H148V149H146ZM151 150V149H150ZM153 150V149H152ZM154 151L155 152V154H159L158 152L160 151ZM172 150V149H171ZM176 150V149H175ZM174 150V151H175ZM180 150V149H179ZM200 150H198L199 152H200ZM215 150H217V149H215ZM219 150V149H218ZM224 150V149H223ZM223 150H221V151H223ZM232 150H235L234 148L232 149ZM238 150H239V148H238ZM256 150V151H255ZM258 150V151H257ZM111 151V150H110ZM111 151V152H112ZM119 151V150H118ZM122 151V150H121ZM123 151H124V149H123ZM128 151V150H127ZM132 151V150H131ZM137 151V150H136ZM135 151V152H136ZM140 151V150H139ZM138 151V152H139ZM146 151V152H147ZM164 151V150H163ZM166 151V150H165ZM174 151H172V154L174 153ZM182 151V150H181ZM197 151V150H196ZM196 151H194V152H196ZM206 151V150H205ZM211 151H212V149H211ZM220 151V150H219ZM218 151V152H219ZM240 151V150H239ZM239 151H237V152H239ZM262 151V150H261ZM106 152H108V151H106ZM106 152H105V154H106ZM111 152H109V153H111ZM125 152V151H124ZM129 152V151H128ZM152 152V151H151ZM153 152V153H154ZM167 152V151H166ZM194 152H192L193 154H199L198 152L197 153H194ZM203 152V151H202ZM201 152V153H202ZM213 152H215V151H213ZM217 152V151H216ZM229 152V151H228ZM228 152H226V153H228ZM242 152V151H241ZM260 152V151H259ZM114 153V152H113ZM113 153H112V155H113ZM121 153V152H120ZM123 153V152H122ZM143 153V152H142ZM142 153H140V154H142ZM145 153V152H144ZM176 153V152H175ZM178 153V152H177ZM187 153V152H186ZM205 153V152H204ZM221 153V152H220ZM220 153L216 156V157H218L219 155H220ZM225 153V154H226ZM230 153V152H229ZM244 153V152H243ZM118 154V153H117ZM123 154H126V153H123ZM222 154V153H221ZM235 154V153H234ZM233 154V155H234ZM263 154H264V152H263ZM111 155V154H110ZM109 155V156H110ZM115 156H116V153L114 154ZM127 155H131L130 153L128 154L127 153ZM133 155V154H132ZM143 155V154H142ZM141 155V156H142ZM145 155V154H144ZM146 155H147V153H146ZM150 155H152V154H150ZM164 155V154H163ZM188 155V154H187ZM201 154H199V156H193V155H191V157H194L193 159L194 160H196L195 162H197V164L199 163V165L198 166H196L197 164L195 163V162H193L194 164H195V166H192V163H191V167H192V169L191 168H189L190 169V174H191V170H192V172L193 171H195V173L197 174H195L194 172H193V174L194 175H196V177H198V179H199V177H200V179L199 180H201L200 181V183H201V188H207V189H210V188H208L209 186H210V183H211V185H212V182H222V180H223V178L225 177V175H224V177L222 176L223 175V173L222 174H220L219 176H215V177H212L211 179H210V176L209 177H207V175H209L208 173H206V172H209V168L211 169L212 167H214L213 168V170L215 169V166L217 167V163H216V165L215 166H212V167H210L212 164H209V162L207 163V162H204V161H206V159H204V160H202L203 159V157H202V155L200 156ZM204 155V154H203ZM206 155H207V153H206ZM210 155V154H209ZM214 155V154H213ZM223 155H224V152H223ZM237 155H240V154H237ZM101 156V155H100ZM126 156V155H125ZM167 156V155H166ZM226 156H227V154H226ZM229 156V155H228ZM242 155H240V157H241ZM104 157V156H103ZM128 157H130V156H128ZM138 157V156H137ZM145 157V156H144ZM149 157V156H148ZM159 157V156H158ZM157 157V158H158ZM170 157V156H169ZM174 157V156H173ZM176 157V156H175ZM174 157V158H175ZM178 157H180L179 155H178ZM201 157H202V159H201ZM234 157H236V156H234ZM102 158V157H101ZM106 158V157H105ZM108 158V157H107ZM113 158H114V156H113ZM135 158V157H134ZM133 158V159H134ZM140 158H142V157H140ZM152 158V157H151ZM166 158V157H165ZM172 158V157H171ZM170 158V159H171ZM174 158H172L173 160H174ZM183 158H184V155H183ZM188 158H190V157H188ZM206 158V157H205ZM209 158V157H208ZM211 158V157H210ZM221 158V157H220ZM220 158L218 159L219 161H220ZM223 158H225V157H223ZM116 159V158H115ZM123 159V158H122ZM131 159H132V156H131ZM130 159V160H131ZM142 159H144V158H142ZM142 159H140V160H142ZM154 159V158H153ZM153 159H152V162H154L153 161ZM160 159V158H159ZM158 159V160H159ZM162 159H163V157H162ZM176 159V158H175ZM182 159V158H181ZM214 159V158H213ZM212 159V160H213ZM222 159V158H221ZM235 159V158H234ZM233 159V160H234ZM239 159V158H238ZM237 159V160H238ZM264 159V157L262 158V160ZM106 160V159H105ZM104 160V161H105ZM110 160V159H109ZM117 160V159H116ZM157 160V159H156ZM157 160V161H158ZM166 160V159H165ZM177 160H178V158H177ZM176 160V161H177ZM188 160V159H187ZM190 160V159H189ZM193 160V161H194ZM209 160H211V159H209ZM211 160V161H212ZM218 160H216V161H218ZM223 161H224V159H222ZM226 160H227V158H226ZM225 160V161H226ZM230 160H231V158H230ZM98 161V160H97ZM119 161H120V159H119ZM129 161V160H128ZM132 161V160H131ZM145 161V160H144ZM149 161V160H148ZM180 161V160H179ZM178 161V162H179ZM182 161V160H181ZM215 161V160H214ZM213 161V162H214ZM218 161V166L220 165V162ZM116 162V161H115ZM151 162V161H150ZM161 162V161H160ZM164 162V161H163ZM163 162H162V164H163ZM188 162V161H187ZM235 162H236V160H235ZM107 163V162H106ZM120 163V162H119ZM121 163H123V162H121ZM128 163V162H127ZM138 163V162H137ZM142 163V162H141ZM168 163V165H170L169 163L170 162H167ZM174 163V162H173ZM211 163V162H210ZM227 163V162H226ZM229 163V162H228ZM234 163V162H233ZM125 164V163H124ZM133 164H135V162L133 161ZM139 164V163H138ZM145 164V163H144ZM147 164V163H146ZM152 164V163H151ZM154 164V163H153ZM155 164H156V162H155ZM159 164V163H158ZM187 164V163H186ZM126 165V164H125ZM179 165V164H178ZM183 165V163H181L180 164V166H182ZM221 165H223L222 164V162H221ZM112 166H113V164H112ZM116 166H117V164H116ZM121 166H123V165H121ZM128 166V165H127ZM130 166V165H129ZM129 166H128V169H130L129 168ZM132 166V165H131ZM133 166H135V165H133ZM142 166V165H141ZM151 166V165H150ZM150 166H148V167H150ZM153 166V165H152ZM156 166H159V165H156ZM224 166V165H223ZM226 166V165H225ZM233 166V165H232ZM231 166V167H232ZM237 166V165H236ZM239 166V165H238ZM125 167V166H124ZM135 167H137V165L135 166ZM140 166L138 165V168H139ZM166 167V166H165ZM168 167H170V166H168ZM177 167V166H176ZM188 166H186V168H187ZM243 167V166H242ZM96 168V170H95V172L93 173L92 171H94V169ZM116 168H118V167H116ZM126 168V167H125ZM132 168V167H131ZM156 168V167H155ZM221 168V167H220ZM243 168V169H244ZM111 169V168H110ZM113 169H114V167H113ZM113 169H112V171H113ZM119 169H121V168H119ZM124 169V168H123ZM127 169V170H128ZM140 169V168H139ZM143 169V168H142ZM145 169H146V166H145ZM152 169V168H151ZM166 169H167V167H166ZM219 169V167L217 168V170ZM226 168H224V170H225ZM232 169H234V168H232ZM239 169V168H238ZM240 169H241V167H240ZM239 169V170H240ZM243 169H241V170H243ZM102 170V169H101ZM106 170V169H105ZM126 170V171H127ZM136 170V169H135ZM150 170V169H149ZM152 170H154V169H152ZM159 170V169H158ZM173 170V169H172ZM171 170V171H172ZM178 170L181 172V170H180V168H178ZM184 170H186V169H184ZM216 170V169H215ZM219 170H221V169H219ZM218 170V171H219ZM224 170H222V171H224ZM229 170H230V167H229ZM263 170V169H262ZM83 171H85L84 173H83ZM109 171V170H108ZM117 171V170H116ZM121 171V170H120ZM119 171V172H120ZM137 171V170H136ZM140 171H142V170H140ZM156 171V170H155ZM162 171V170H161ZM226 171V170H225ZM225 171H224V174H226L225 173ZM232 171V170H231ZM235 169H234V172H233V174L235 173ZM105 172V171H104ZM157 172V171H156ZM156 172H155V174H156ZM166 172V171H165ZM176 172H178L177 170H176ZM176 172H174V174L176 173ZM187 173H189L188 172V170L186 171ZM237 172V171H236ZM262 172V171H261ZM126 173H128L129 174V171L128 172H126ZM140 173H142V172H139V174ZM144 173V172H143ZM160 173V172H159ZM166 173H168V172H166ZM183 173V172H182ZM216 173V172H215ZM214 173V174H215ZM218 174H219V172H217ZM221 173V172H220ZM232 173V172H231ZM242 173V172H241ZM243 173H244V170H243ZM116 174V173H115ZM127 174V175H128ZM132 174V173H131ZM145 174V173H144ZM146 174H148V172L146 173ZM169 174V173H168ZM190 174H189V176H190ZM246 174V173H245ZM249 174V175H250ZM121 175V174H120ZM163 175H164V173L162 174V177H163ZM172 175V174H171ZM193 175V176H194ZM211 175V174H210ZM217 175V174H216ZM237 175H239V173L237 174ZM249 175L247 176V177H249ZM103 176H105V175H103ZM116 176V175H115ZM114 176V177H115ZM131 176V175H130ZM133 176V175H132ZM136 176H139L138 174L136 175ZM141 176V175H140ZM147 176V175H146ZM152 176H153V174H152ZM159 176H161V175H159ZM170 176V175H169ZM175 176V175H174ZM174 176H172V178L174 177ZM176 176H178L177 174H176ZM175 176V177H176ZM181 176V175H180ZM179 176V177H180ZM184 176H185V174H184ZM232 176V175H231ZM230 175L229 176H227V178L228 177H231ZM244 176V175H243ZM99 177H101V175H99ZM98 177V178H99ZM108 177V176H107ZM110 177H111V175H110ZM114 177H113V179H114ZM123 177V176H122ZM121 177V178H122ZM150 177V176H149ZM155 177V176H154ZM167 177V176H166ZM166 177H165V179H166ZM191 177V176H190ZM238 177V176H237ZM236 177V178H237ZM246 177V176H245ZM246 177V179H248ZM89 178H90V180H89ZM109 178V177H108ZM117 178H118V176H117ZM128 178V177H127ZM130 178V177H129ZM128 178V179H129ZM138 178V177H137ZM137 178H136V180H137ZM157 178V177H156ZM161 178V177H160ZM159 178V179H160ZM178 178V177H177ZM181 178V177H180ZM188 178V177H187ZM186 178V179H187ZM192 178V177H191ZM227 178H225V179H227ZM233 179L235 178L234 176L232 177ZM241 178H244V177H242V175H241ZM241 178H238L239 180H240V182H242L241 180H243V179H241ZM120 179V178H119ZM125 179V178H124ZM150 179V178H149ZM154 179V178H153ZM158 179V180H159ZM168 179V178H167ZM166 179V180H167ZM171 179V178H170ZM179 179V178H178ZM231 179V178H230ZM245 179V180H246ZM251 179V180H252ZM93 180V179H92ZM100 180V179H99ZM115 180H116V178H115ZM140 180V179H139ZM163 180V179H162ZM210 180H212L211 182H210ZM236 180V179H235ZM250 179H248V180H246L247 182L249 181ZM250 180V181H251ZM93 181H95V179L93 180ZM102 181V180H101ZM101 181H100V183H101ZM104 181V180H103ZM107 181H110V180H107ZM131 181V180H130ZM129 181V182H130ZM142 181V180H141ZM156 181V180H155ZM168 181V180H167ZM178 182H180V180H177ZM181 181H182V179H181ZM191 181V180H190ZM194 181V180H193ZM228 182H230L229 180H227ZM226 181V182H227ZM231 181L232 182H235V181H233L232 179H231ZM238 181V180H237ZM237 181H236V183L235 184H238L237 183ZM249 181V182H250ZM105 182H106V180H105ZM111 182V181H110ZM116 182V181H115ZM118 182V181H117ZM121 182V181H120ZM120 182H119V184H120ZM124 181H122V183H123ZM127 182V181H126ZM150 181H148V183H149ZM159 182H160V180H159ZM183 182H184V179H183ZM197 182H199V181H197ZM210 182V183H209ZM226 182H224V184L226 183ZM227 182V183H228ZM243 182H245V181H243ZM246 182V183H247ZM252 182V184H253V181H251ZM93 183V182H92ZM109 183V182H108ZM112 183H114V182H112ZM121 183V184H122ZM132 183V182H131ZM147 183V184H148ZM164 183V182H163ZM162 183V184H163ZM182 183V182H181ZM199 183V184H200ZM245 183V184H246ZM86 184V183H85ZM116 184V183H115ZM114 184V185H115ZM119 184H117V185H119ZM130 184V183H129ZM128 184V185H129ZM155 184V183H154ZM186 184V183H185ZM198 184V183H197ZM198 184V185H199ZM221 185V184H219V186H221V189L219 188V192H220V190H222L221 191V193L222 192H224L223 191V187L226 185ZM229 184H231V182L229 183ZM240 184V183H239ZM247 184H249V183H247ZM251 184V183H250ZM249 184V185H250ZM93 185H95V184H93ZM92 185V186H93ZM98 185H99V183H98ZM104 185V184H103ZM110 185V184H109ZM133 185H135V184H133ZM145 185V184H144ZM151 185H153V184H151ZM177 185V184H176ZM175 185V186H176ZM178 185H179V183H178ZM193 185V184H192ZM216 185V184H215ZM215 185H213L212 187H214ZM241 185V184H240ZM97 186V185H96ZM136 186V185H135ZM134 186V187H135ZM154 186V185H153ZM164 186V185H163ZM189 186H191L190 184H189ZM193 186H196V184L195 185H193ZM192 186V187H193ZM223 186V187H222ZM227 186H229V185H227ZM232 186V185H231ZM231 186L229 187V190H230V188H231ZM237 186V185H236ZM242 186V185H241ZM240 186V187H241ZM246 186H248V185H246ZM245 186V187H246ZM251 186V185H250ZM253 186H254V184H253ZM80 187V189H84V190H86L87 191V189H85V188H81ZM87 187H89L88 186V184H87ZM113 187V186H112ZM116 187V186H115ZM114 187V188H115ZM118 187V186H117ZM121 187V186H120ZM127 187H129V186H127ZM131 187V186H130ZM138 187V192H140L139 194H145L144 192L143 193H141L142 192V185L140 186V181H139V186H137ZM157 187V186H156ZM155 187V189H157ZM160 187V186H159ZM177 187H181L182 188V185L181 186H177ZM176 187V188H177ZM183 187H184V184H183ZM187 187V186H186ZM234 187V186H233ZM239 187V186H238ZM252 187V186H251ZM250 187V188H251ZM96 188H99V187H96ZM101 188V187H100ZM133 188V187H132ZM152 188V187H151ZM162 189H163V187H161ZM190 188V187H189ZM195 188V187H194ZM198 188V187H197ZM200 188V189H201ZM214 188H216V186L214 187ZM214 188H213V190H214ZM217 188V189H218ZM247 188V187H246ZM256 188V187H255ZM254 188V189H255ZM90 189H91V187H90ZM90 189H88V190H90ZM93 189V188H92ZM91 189V190H92ZM109 189V188H108ZM146 189V188H145ZM149 189V188H148ZM155 189H154V191H152L153 193L155 192ZM161 189V190H162ZM184 189H185V187H184ZM233 189V188H232ZM236 189V188H235ZM234 189V190H235ZM239 189V188H238ZM238 189H236V190H238ZM242 189H244V186H243V188ZM258 189V188H257ZM99 190V189H98ZM102 190V189H101ZM112 190V189H111ZM129 190V189H128ZM135 190V189H134ZM151 190V189H150ZM150 190H147V191H150ZM159 190V189H158ZM161 190H160V192H161ZM164 190V189H163ZM190 190H191V188H190ZM189 190V191H190ZM192 190H194L193 188H192ZM203 190V189H202ZM205 190V189H204ZM212 190V189H211ZM234 190H232V191H234ZM259 190V189H258ZM257 190V191H258ZM97 191V190H96ZM95 191V192H96ZM104 190H102V192H103ZM106 191V190H105ZM119 191H121V190H119ZM133 191V190H132ZM131 191V192H132ZM180 191V190H179ZM178 191V192H179ZM181 191H184V190H182L181 189ZM187 191H188V189H187ZM215 191H217V190H215ZM218 191H217V194H218ZM241 191V190H240ZM244 191V190H243ZM245 191L247 192V189H245ZM252 191V190H251ZM91 192V191H90ZM89 192V193H90ZM101 192V191H100ZM121 192H123V191H121ZM120 192V193H121ZM125 192V191H124ZM127 192V191H126ZM125 192V193H126ZM130 192V193H131ZM160 192L158 193L157 192V194H159L160 195ZM191 192V191H190ZM194 192V191H193ZM193 192H191V193H193ZM200 192H201V190H200ZM205 192V191H204ZM211 192V191H210ZM226 193H227V191H225ZM224 192V193H225ZM238 192V191H237ZM237 192H236V195H235V197H234V199L236 198V196H237ZM248 192H249V190H248ZM258 192V196L259 197H261V194ZM85 193V192H84ZM83 193V194H84ZM88 193V192H87ZM88 193V194H89ZM105 193V192H104ZM103 193V194H104ZM117 193H118V190H117ZM125 193H123V194H125ZM129 193V194H130ZM147 193H149V192H147ZM147 193H146V195H147ZM151 193V192H150ZM149 193V194H150ZM161 193H163V192H161ZM177 193V192H176ZM190 193V194H191ZM208 193V192H207ZM212 193V192H211ZM214 193V192H213ZM243 193H245V192H243ZM257 192L255 191V194H256ZM87 194V197L91 194H89L88 195ZM102 194V193H101ZM101 194H99V196H101ZM108 194V193H107ZM113 194H114V192H113ZM119 194V193H118ZM133 194V193H132ZM138 194V193H137ZM138 194V195H139ZM152 194V193H151ZM150 194V195H151ZM185 194L187 195V193L185 192ZM184 194V195H185ZM194 194H195V192H194ZM216 194V193H215ZM223 194V193H222ZM221 194V195H222ZM229 194V193H228ZM227 194V195H228ZM233 194V193H232ZM235 194V193H234ZM233 194V195H234ZM247 194V193H246ZM246 194H244V195H246ZM95 195H96V193H95ZM106 195V194H105ZM104 195V196H105ZM131 195V194H130ZM138 195H137V197H138ZM186 195H185V197H186ZM192 195V194H191ZM200 195V194H199ZM202 195V194H201ZM213 195V194H212ZM221 195H220V197H221ZM227 195H225L226 197H227ZM242 195V197H243V194H241ZM251 195V194H250ZM249 195V196H250ZM257 195V194H256ZM255 195V196H256ZM83 196H85V194L83 195ZM92 196V195H91ZM113 196V195H112ZM124 196V195H123ZM122 196V197H123ZM145 196V195H144ZM167 196V195H166ZM197 196V195H196ZM207 196V195H206ZM208 196H210V193H209V195ZM207 196V197H208ZM224 196V194L222 195V197ZM232 196V195H231ZM239 196V195H238ZM238 196H237V199L238 200H235V202H236V206H239V204H238V201H239V199L240 198H238ZM257 196V197H258ZM264 196V194L262 195V197ZM86 197V196H85ZM93 197H94V195H93ZM97 197V196H96ZM106 197H109V195L108 196H106ZM115 197V196H114ZM148 197V196H147ZM153 196H151V198H152ZM155 197V196H154ZM159 197V196H158ZM182 197V196H181ZM188 197H189V195H188ZM192 197V196H191ZM212 197V196H211ZM210 197V198H211ZM215 197V196H214ZM242 197H241V199H242ZM246 197H248V196H246ZM251 197H253L252 195H251ZM261 197V198H262ZM99 197H97V199H98ZM104 198V197H103ZM131 198V197H130ZM165 198V197H164ZM196 198H198V197H196ZM230 198H232V197H230ZM245 198V197H244ZM243 198V199H244ZM264 198V197H263ZM93 199H95V198H93ZM105 199V198H104ZM108 199V198H107ZM106 199V200H107ZM123 199V198H122ZM132 199H133V196H132ZM139 199V198H138ZM146 199V198H145ZM161 199V198H160ZM163 199V198H162ZM166 199V198H165ZM187 199V198H186ZM189 199V198H188ZM203 199V198H202ZM208 199V198H207ZM207 199H205L206 201H207ZM211 199H213V198H211ZM221 198H219L218 200H216V201H218L219 202V200H220ZM234 199L232 200V199H229V200H232L231 202H233L234 201ZM248 199V198H247ZM251 199V198H250ZM257 199H259V198H257ZM85 200V199H84ZM100 200V199H99ZM113 200V199H112ZM111 200V198H110V201H112ZM115 200V199H114ZM137 200V199H136ZM150 200V199H149ZM185 200V199H184ZM184 200H182V202L184 201ZM200 200V199H199ZM204 200V201H205ZM209 200V199H208ZM225 200H226V198H225ZM249 200V199H248ZM253 201L255 200V199H252ZM87 201V200H86ZM93 201V200H92ZM102 201V200H101ZM118 201V200H117ZM120 201V200H119ZM124 201V202H123ZM122 202V204H123V206L122 207H124V205L126 206L127 204H124L125 203V200H123ZM153 200H151L150 201V204H151V202H152ZM159 201V200H158ZM157 201V202H158ZM163 201V200H162ZM181 201V200H180ZM186 201V200H185ZM184 201V202H185ZM193 201V200H192ZM211 201V200H210ZM210 201L208 202L209 204H210ZM215 201V200H214ZM213 200H212V202H214ZM215 201V204H213V206H215L216 205V202ZM220 201H222V200H220ZM226 201H228V199L226 200ZM226 201H224L223 200V202H224V204L225 205H227L225 202ZM247 201V200H246ZM249 201H251V200H249ZM253 201L251 202V203H253ZM255 201H257V200H255ZM264 200L262 199V202H263ZM91 202V201H90ZM102 202H104V201H102ZM108 202H109V200H108ZM115 202V201H114ZM128 202V201H127ZM126 202V203H127ZM129 202H131V201H129ZM134 202V201H133ZM132 202V203H133ZM140 202V201H139ZM165 202V201H164ZM167 202V201H166ZM199 202V201H198ZM197 202V203H198ZM207 202H205L206 204L205 205H207L208 203ZM211 202V203H212ZM230 201H228V206H232V204H234V203H229ZM242 201H240L239 203H241ZM71 203V204H70ZM94 203V202H93ZM100 203V202H99ZM98 203V204H99ZM107 203V202H106ZM116 203V202H115ZM119 203H121V202H119ZM135 203V202H134ZM142 203V202H141ZM140 203V204H141ZM179 203V202H178ZM189 203H192V202H189ZM188 203V204H189ZM196 203V202H195ZM202 203H203V201H202ZM244 203V202H243ZM248 203V202H247ZM251 203H249V204H251ZM88 204H89V202H88ZM97 204V203H96ZM109 204H111V203H109ZM114 204V203H113ZM143 204V203H142ZM145 204H146V202H145ZM154 204V203H153ZM166 204V203H165ZM180 204V203H179ZM179 204L177 205V206H179ZM183 204V203H182ZM181 204V205H182ZM204 204V203H203ZM229 204H231V205H229ZM242 204V203H241ZM254 204H256V203H254ZM263 204H264V202H263ZM66 205H71V206H67L66 207ZM82 205V204H81ZM92 205V204H91ZM100 205V204H99ZM99 205H98V207H99ZM106 205H108V203L106 204ZM120 205V204H119ZM163 205V204H162ZM162 205H161V207H162ZM191 205V204H190ZM193 205V204H192ZM199 205V204H198ZM211 206L210 207H212V204H210ZM219 205V204H218ZM221 205H222V202H221ZM220 205V206H221ZM235 205L234 206H232V208H234L235 207ZM247 205V204H246ZM252 205V204H251ZM258 205H259V203H258ZM73 206V207H72ZM84 206L85 207H87L85 204H84ZM94 206V205H93ZM136 206V205H135ZM156 206V205H155ZM177 206H174V208L175 207H177ZM189 206V205H188ZM219 206V207H220ZM249 206V205H248ZM248 206H247V208H248ZM255 206V205H254ZM261 206V205H260ZM81 207V206H80ZM92 207V206H91ZM112 207H113V205H112ZM114 207H116V206H114ZM130 207H132V205L131 206H129L128 208H129V211H130V213H131V211L132 210H136L137 211V209H132V210H130L131 208ZM138 207V206H137ZM142 207V206H141ZM148 207V206H147ZM146 207V208H147ZM150 207V206H149ZM148 207V208H149ZM181 207H185L186 208V206H181ZM193 207H194V205H193ZM197 207V206H196ZM201 207H204L203 205L201 206ZM207 207V206H206ZM209 207V206H208ZM208 207H207V209H208ZM216 207V206H215ZM214 207V208H215ZM226 207V206H225ZM225 207H223V209L225 208ZM230 207H229V209H230ZM241 207V206H240ZM243 207V206H242ZM241 207V208H242ZM256 207V206H255ZM258 207V206H257ZM264 207V206H263ZM78 209H79V207H77ZM96 208V207H95ZM111 208V207H110ZM118 208V207H117ZM125 208V207H124ZM127 208V207H126ZM133 208V207H132ZM136 208V207H135ZM152 208H153V205H152ZM178 208V207H177ZM177 208H175V211H177ZM185 208H182L183 210L185 209ZM188 208V207H187ZM200 208V207H199ZM213 208V209H214ZM231 208V209H232ZM244 208H245V206H244ZM252 208H254V207H252ZM78 209H76V210H78ZM81 209V208H80ZM98 209V208H97ZM99 209H101V208H99ZM102 209H103V207H102ZM109 209V208H108ZM181 209V208H180ZM193 209H195V208H193ZM202 209V208H201ZM212 209V210H213ZM222 210V208H219V211H221ZM226 209V208H225ZM230 209V210H231ZM235 209V208H234ZM234 209H232V210H234ZM237 209V208H236ZM248 209H250V208H248ZM255 209V208H254ZM261 209V208H260ZM74 210V211H73ZM85 210V209H84ZM84 210L82 211V212H84ZM113 210H115L114 208H113ZM117 210V209H116ZM115 210V211H116ZM121 210V209H120ZM155 210V209H154ZM157 210V209H156ZM204 210V209H203ZM215 210V209H214ZM231 210V211H232ZM238 210V209H237ZM243 210V209H242ZM244 210H246V209H244ZM263 210V209H262ZM79 211H81V210H78V213H79ZM90 211V210H89ZM95 211V210H94ZM100 211V210H99ZM108 211V210H107ZM111 211H112V208H111ZM141 211V210H140ZM150 211V210H149ZM148 211V212H149ZM173 210H171V212H172ZM186 211H188V209H186ZM205 211V210H204ZM225 212L227 211L228 212V209L227 210H224ZM246 211H248V210H246ZM245 211V212H246ZM264 211V210H263ZM262 211V212H263ZM33 212H36V215H34L33 214ZM77 212V211H76ZM76 212H75V215L74 214H71V215H74V217H76L77 215H79V214H76ZM101 212V211H100ZM106 212V211H105ZM109 212V211H108ZM107 212V213H108ZM112 212H114V211H112ZM125 212V211H124ZM133 212V211H132ZM147 212V213H148ZM159 212V211H158ZM174 212V211H173ZM180 212H181V210H180ZM183 212V211H182ZM191 212H192V210H191ZM191 212H190V215L189 216H191V215H193V214H191ZM195 212V211H194ZM198 212H199V209H198ZM206 212V211H205ZM204 212V213H205ZM217 212V211H216ZM226 212V213H227ZM230 212V211H229ZM240 212H241V210H240ZM256 212V211H255ZM254 212V213H255ZM257 212H258V210H257ZM86 212H84L83 214H85ZM95 213H97V211L95 212ZM103 213V212H102ZM109 213H111V212H109ZM114 213H116V212H114ZM118 213V212H117ZM122 213V212H121ZM128 213V212H127ZM137 213H141V212H137ZM153 213V212H152ZM193 213V212H192ZM196 213H197V211H196ZM235 213V212H234ZM234 213H232V214H229V215H231V216H233V214ZM238 213V212H237ZM249 213H250V211H249ZM252 213H253V211H252ZM264 213V212H263ZM89 214V213H88ZM105 214V213H104ZM120 214V213H119ZM149 214H150V212H149ZM156 214V213H155ZM171 214V213H170ZM180 214V213H179ZM185 214V213H184ZM195 214V213H194ZM200 214V213H199ZM202 214V213H201ZM209 214V213H208ZM211 214V213H210ZM216 213H214L213 215H215ZM219 214V213H218ZM218 214H216V215H218ZM222 214V213H221ZM240 214V213H239ZM245 214V213H244ZM247 214V213H246ZM256 214V213H255ZM255 214H253V215H255ZM260 214V213H259ZM258 214V215H259ZM71 215H69V216H71ZM110 215V214H109ZM112 215V214H111ZM113 215H115V214H113ZM112 215V216H113ZM121 216L123 215V214H120ZM127 216L126 217H129V214H126ZM135 214H133L132 213V216H134ZM142 215V214H141ZM145 215V214H144ZM175 215V214H174ZM183 215V214H182ZM181 215V216H182ZM187 215L188 214H186V217H187ZM197 215V214H196ZM204 215V214H203ZM212 215V216H213ZM215 215V216H216ZM229 215H227L225 218H227ZM237 216H238V214H236ZM240 215H242V214H240ZM252 215V216H253ZM68 216V217H69ZM80 216V215H79ZM88 216V215H87ZM98 216V215H97ZM102 216V215H101ZM105 216V215H104ZM111 216V217H112ZM118 216V215H117ZM125 216V215H124ZM132 216L131 217H129L130 219L132 218ZM149 216V215H148ZM176 216V215H175ZM184 216V215H183ZM195 216V215H194ZM193 216V217H194ZM199 215H197V217H198ZM201 216V215H200ZM214 216V218H216ZM235 216V215H234ZM231 217V218H235V217ZM242 216H244V215H242ZM241 216V217H242ZM256 216H257V214H256ZM9 217V216H8ZM16 217V218H15ZM28 219H27V218ZM67 217V218H68ZM106 217V216H105ZM109 217V216H108ZM118 217H120V216H118ZM144 217V216H143ZM146 217H147V215H146ZM150 217V216H149ZM152 217V216H151ZM150 217V218H151ZM154 217V216H153ZM171 217V216H170ZM174 217V216H173ZM186 217H184V218H186ZM197 217H195V219L197 218ZM206 217V215L203 217V218H205ZM211 217V216H210ZM219 217H220V215H219ZM250 217H251V215H250ZM257 217H261V215L260 216H257ZM11 218H13V217H11ZM70 218H72V216L70 217ZM84 218V217H83ZM87 218V217H86ZM90 218V217H89ZM88 218V219H89ZM113 218H115V217H113ZM128 218V219H129ZM136 218V217H135ZM149 218V219H150ZM155 218V217H154ZM175 218V217H174ZM179 218V217H178ZM202 218V220H204ZM207 218V217H206ZM208 218H209V216H208ZM212 218V217H211ZM218 218V217H217ZM222 218H224V217H222ZM230 218V219H231ZM246 218V217H245ZM253 218V217H252ZM256 217H254V219H255ZM262 218V217H261ZM73 219V218H72ZM78 219H79V217H78ZM111 218H109V220H110ZM122 219H123V216H122ZM121 219V220H122ZM124 219H125V217H124ZM128 219H127V221H128ZM134 219V218H133ZM132 219V220H133ZM153 219V218H152ZM176 219V218H175ZM182 219V218H181ZM233 219H232V221H233ZM238 219V218H237ZM243 219V218H242ZM246 219H248V218H246ZM253 219V220H254ZM258 220L260 219V218H257ZM4 220V221H3ZM68 220H69V218H68ZM75 220V219H74ZM96 220V219H95ZM104 221L106 220L107 221V219H103ZM102 220V221H103ZM114 220V219H113ZM112 220V221H113ZM126 220V219H125ZM140 220H141V218H140ZM155 219H153L152 221H154ZM161 220V219H160ZM172 220H174L173 218H172ZM185 220V219H184ZM191 220H192V218H191ZM209 220V219H208ZM219 220H221V219H219ZM223 220V219H222ZM227 221H229V224H230V220H228V218L226 219ZM225 220V221H226ZM239 220V219H238ZM252 219H250V221H251ZM252 220V221H253ZM258 220H256L257 222H258ZM71 221V220H70ZM69 221V222H70ZM87 221V220H86ZM89 221V220H88ZM91 221V220H90ZM105 221V222H106ZM130 221V220H129ZM143 221H144V219H143ZM176 221V220H175ZM186 221V220H185ZM189 220H187V222H188ZM193 221H194V219H193ZM198 221H199V219H198ZM201 221V220H200ZM199 221V222H200ZM206 221V220H205ZM213 221V220H212ZM215 221V220H214ZM214 221H213V223H214ZM250 221L248 220V221H246V223H250ZM251 221V222H252ZM255 221V222H256ZM8 222V221H7ZM26 222V224L24 225V223ZM51 222H53V224L51 225ZM66 222V221H65ZM83 222V221H82ZM85 222V221H84ZM104 222V223H105ZM110 222V221H109ZM123 222V221H122ZM137 222V221H136ZM151 222V221H150ZM156 222H157V220H156ZM158 222H160V221H158ZM191 223H192V221H190ZM195 222H196V220H195ZM194 222V223H195ZM209 222H211V221H208V223ZM236 222V221H235ZM240 222V221H239ZM30 223V222H29ZM33 223V222H32ZM71 223V222H70ZM79 223H81V222H79ZM95 223V222H94ZM118 223V221L116 222V224ZM135 222H133V224H134ZM139 223V222H138ZM144 223V222H143ZM161 224H162V222H160ZM160 223H157V224H159L160 225ZM178 223V222H177ZM181 223V222H180ZM191 223H189L188 222V225L190 224L191 225V227H192V224ZM206 223V222H205ZM204 222L202 223L201 222V225L202 224H205ZM225 223V222H224ZM238 225H239V223L238 222H236ZM235 223V224H236ZM253 223V222H252ZM260 223V220H259V222H258V224ZM38 223H36V225H37ZM65 224H67V223H65ZM69 224V223H68ZM67 224V225H68ZM74 224V223H73ZM93 223H91V225H92ZM98 224V223H97ZM107 224V223H106ZM105 224V225H106ZM120 224V223H119ZM122 224V223H121ZM125 224H127V223H125ZM132 223H130V225H131ZM132 224V225H133ZM148 224H150L149 222H148ZM144 225L145 227L147 226L148 228L150 227L149 225ZM151 224H153V222H151ZM166 224V223H165ZM173 224V223H172ZM172 224H170L171 226H174V225H172ZM187 224V223H186ZM199 224V226H200V223H198ZM210 224V223H209ZM218 224V223H217ZM216 223H215V225H217ZM225 224H227V223H225ZM236 224V225H237ZM244 224H245V222L243 223V226H244ZM13 225V226H14ZM32 225H34V224H32ZM36 225H34V226H36ZM84 225H85V223H84ZM88 225V224H87ZM90 225V223H89V225L88 226H91ZM112 225H115V224H111V227H112ZM124 225V224H123ZM129 225V226H130ZM135 225V224H134ZM159 225H157V226H159ZM164 225V224H163ZM163 225H161L162 227H163ZM168 226H169V224H167ZM182 225H185V224H182ZM187 225V226H188ZM214 225V226H215ZM219 225V224H218ZM231 225H232V223H231ZM240 225H241V223H240ZM247 225V224H246ZM253 225H254V223H253ZM252 225V226H253ZM264 225V224H263ZM262 225V229H264V226ZM34 226H31V227H34ZM66 226V225H65ZM80 226V225H79ZM78 226V227H79ZM86 226V225H85ZM93 226L95 227L96 225H94L93 224ZM101 226V225H100ZM107 226V225H106ZM110 226V225H109ZM116 226V225H115ZM115 226H114V228H115ZM125 226V225H124ZM127 226V225H126ZM125 226V227H126ZM137 226V225H136ZM160 226V228L161 229H163L162 227ZM166 226V225H165ZM176 226V225H175ZM178 226V225H177ZM193 226H195V224L193 225ZM196 226H197V224H196ZM205 226L206 227H208L207 225H203L201 228L203 229V227H204V229H205ZM223 226V224L221 225V226H217V227H222ZM230 226V225H229ZM229 226H227V230H228V227ZM243 226H239V227H243ZM255 226H257V224L255 225ZM73 227V226H72ZM87 227V226H86ZM97 227V226H96ZM117 227V226H116ZM134 227V226H133ZM133 227H131L132 229H133ZM141 227H143V226H141ZM167 227V226H166ZM165 227V228H166ZM181 227V226H180ZM185 227V226H184ZM211 227H212V225H211ZM226 227V226H225ZM233 228H234V226H232ZM231 227V228H232ZM238 227V226H237ZM237 227H235V228H237ZM246 227V226H245ZM249 227V226H248ZM251 227V226H250ZM260 227V226H259ZM9 228V227H8ZM7 228V229H8ZM68 228H70V225L68 226ZM75 228V227H74ZM90 228V227H89ZM89 228H88V231H89ZM100 228V227H99ZM109 228V227H108ZM138 228V227H137ZM151 228V227H150ZM153 228V227H152ZM151 228V229H152ZM154 228H155V226H154ZM159 228V227H158ZM169 228V227H168ZM171 228V227H170ZM175 228V227H174ZM183 228V227H182ZM182 228L180 229L181 231H182ZM190 228V227H189ZM196 228V227H195ZM209 228V227H208ZM224 228V227H223ZM230 228V227H229ZM247 228V227H246ZM253 228V227H252ZM37 229V228H36ZM36 229H35V231H36ZM66 229V228H65ZM82 229H84V228H82ZM102 229V228H101ZM121 229V227L118 229V230H120ZM125 229V228H124ZM136 229V228H135ZM139 229V228H138ZM141 229V228H140ZM146 229V228H145ZM167 229V228H166ZM187 229V228H186ZM194 229V228H193ZM192 229V231H194ZM198 229H200V228H198ZM202 229L201 230H199V232L198 233H200V231H202ZM219 229V228H218ZM221 229V228H220ZM220 229H219V231H220ZM244 229V228H243ZM257 229H258V227H257ZM4 230H6V231H4ZM8 230H10V229H8ZM33 230H34V228H33ZM76 230V229H75ZM93 230V229H92ZM95 231H96V229H94ZM93 230V231H94ZM100 230V229H99ZM129 230V229H128ZM160 230V229H159ZM164 230V229H163ZM176 230H178V228L176 229ZM180 230H179V233H180ZM191 230V229H190ZM190 230H189V232H190ZM206 230V229H205ZM205 230H203V231H205ZM209 230V229H208ZM212 230V229H211ZM216 232H217V230H216V228L214 229ZM222 230V229H221ZM224 230V229H223ZM222 230V231H223ZM226 230V231H227ZM233 230V229H232ZM234 230H236V229H234ZM241 230V228L239 229V231ZM248 231H249V229H247ZM251 230V229H250ZM256 230V228L254 229V231ZM260 230V229H259ZM23 231H25V232H23ZM34 231V232H35ZM65 231V230H64ZM73 231V230H72ZM87 231V230H86ZM91 231V230H90ZM102 231V230H101ZM121 231V230H120ZM136 231V230H135ZM139 231V230H138ZM146 231H148V230H146ZM145 230L143 231V233L144 232H146ZM166 231V230H165ZM168 231V230H167ZM245 231V230H244ZM243 231V232H244ZM247 231V232H248ZM262 231V230H261ZM31 236L32 235H34L33 234V231L31 230ZM40 232V231H39ZM109 232V231H108ZM121 232H123V230L121 231ZM124 232H126V233H128L126 230L124 231ZM132 232V231H131ZM141 232H142V230H141ZM140 231H139V234L141 233ZM152 232H153V230H152ZM163 232V231H162ZM185 231H183V233H184ZM212 232H214V231H212ZM221 232V231H220ZM230 232V231H229ZM232 232V231H231ZM237 232V231H236ZM256 232V231H255ZM260 232V231H259ZM259 232H257V233H259ZM50 233V234H51ZM69 233V232H68ZM67 233V234H68ZM84 233V232H83ZM106 233V232H105ZM117 233V232H116ZM136 233L138 234V232L136 231ZM159 233H160V231H159ZM165 233V232H164ZM163 233V234H164ZM177 234H178V232H176ZM182 233V235L181 236H183V235H185V234H183ZM187 233V235H188V232H186ZM192 233H196V232H192ZM191 233V234H192ZM197 233V235H200V234H198ZM204 233H206V232H204ZM224 233V232H223ZM235 233V232H234ZM238 233V232H237ZM244 233H246V232H244ZM250 232H248V234H249ZM254 233V232H253ZM261 233H263V232H261ZM50 234H47V235H50ZM52 234V235H53ZM72 234V233H71ZM89 234H91V233H89ZM92 234H93V232H92ZM111 234V233H110ZM134 234V233H133ZM142 234V233H141ZM149 234V233H148ZM153 234L154 235H156L154 232H153ZM153 234H151V235H153ZM158 234V233H157ZM165 234H167V232L165 233ZM172 234V233H171ZM174 234V233H173ZM208 234H209V232H208ZM212 233L210 232V234H209V236L211 235ZM215 234V233H214ZM218 234H220V233H218ZM230 234V233H229ZM232 234V233H231ZM251 234H252V232H251ZM255 234V233H254ZM36 235V234H35ZM34 235V236H35ZM37 235H39L38 233H37ZM36 235V236H37ZM48 236L49 237V239L51 238V237H53V236ZM74 235V234H73ZM75 235H76V233H75ZM79 235V234H78ZM81 235H84V234H81ZM87 235V234H86ZM113 235V234H112ZM115 235V234H114ZM119 235H122V233H120ZM118 235V236H119ZM125 235V234H124ZM124 235H123V237H124ZM135 235V234H134ZM133 235V236H134ZM144 235V234H143ZM142 235V236H143ZM147 235V234H146ZM150 235V234H149ZM159 235V234H158ZM161 235V234H160ZM195 235V234H194ZM193 234L192 235H190V236H194ZM202 235V234H201ZM221 235V234H220ZM246 235H247V233H246ZM258 236L260 235V233L259 234H257ZM256 235V236H257ZM263 235V234H262ZM40 236H42V235H40ZM40 236H38L37 237V240H40V241H42V239L43 238H40V239H38ZM44 236V235H43ZM93 236V235H92ZM91 236V237H92ZM95 236V235H94ZM105 236V235H104ZM118 236L116 237V235L114 236V237H116V238H118ZM139 236V235H138ZM137 235H136V237H138ZM141 236V235H140ZM139 236V237H140ZM141 236V237H142ZM168 236V235H167ZM167 236H165V239H166V237ZM176 236V235H175ZM178 236V235H177ZM196 236V235H195ZM209 236H208V238H209ZM217 236V235H216ZM222 236V235H221ZM220 236V237H221ZM225 236H228V235H225ZM231 236V235H230ZM229 236V237H230ZM235 237H233V238H235V239H238L239 238V236H238V238H236L237 236H236V234L234 235ZM242 236V235H241ZM240 236V237H241ZM254 236V235H253ZM0 237V246H1V244H6L5 243V241H2V242H4V243H1V239L3 240L4 238H1ZM33 237V236H32ZM47 237V236H46ZM48 237H47V239H48ZM54 237V238H55ZM69 237V236H68ZM90 237V236H89ZM90 237V238H91ZM99 237V236H98ZM101 237V236H100ZM99 237V238H100ZM106 237V236H105ZM108 237V236H107ZM106 237V238H107ZM122 237V236H121ZM122 237V238H123ZM126 237H128V236H126L125 235V238ZM148 237V236H147ZM187 237V236H186ZM188 237H189V235H188ZM199 237V236H198ZM214 237V236H213ZM223 237V236H222ZM251 238H253L252 236H250ZM248 238V239H250L251 240V238ZM261 237V236H260ZM259 237V238H260ZM54 238H53V242H54V244H55V241L57 242V241H59V240H61V239H58V240H56L55 239V241H54ZM72 238V237H71ZM73 238H76V237H73ZM78 238V237H77ZM83 238H84V236H83ZM94 238V237H93ZM98 238V239H99ZM103 238V237H102ZM113 238V237H112ZM124 238V239H125ZM149 238H151V237H149ZM155 238V237H154ZM158 238V237H157ZM156 238V239H157ZM168 238V237H167ZM174 238V237H173ZM181 238V237H180ZM196 239H197V237H195ZM201 238H203V237H201ZM200 238V239H201ZM205 238H207V237H205ZM204 238V239H205ZM207 238V240L209 241V239ZM217 238V237H216ZM224 238V237H223ZM241 238H243V237H241ZM257 237H255V239H256ZM6 239V238H5ZM48 239V240H49ZM52 239V238H51ZM68 239V238H67ZM86 239V238H85ZM87 239H88V237H87ZM97 239V240H98ZM147 239V238H146ZM161 239V238H160ZM176 239V238H175ZM192 239H194V238H192ZM199 239V241H200V243L198 242V240H197V242H198V244H201V240ZM217 239H219V238H217ZM216 239V240H217ZM234 239V240H235ZM36 240V242L35 243H37L38 244V241ZM46 240V239H45ZM44 240V241H45ZM64 240V239H63ZM84 240V239H83ZM83 240H81V241H83ZM90 240V239H89ZM95 240H96V238H95ZM103 240V239H102ZM107 240V239H106ZM115 240V239H114ZM118 240V239H117ZM120 240V239H119ZM118 240V241H119ZM135 240L136 239H133V241L135 242ZM137 240H138V238H137ZM159 240V239H158ZM177 240V239H176ZM181 240V239H180ZM179 240V241H180ZM182 240H183V237H182ZM189 240V239H188ZM206 240V241H207ZM215 239H211V241H214ZM219 240H222V238L221 239H219ZM224 240V239H223ZM230 240V239H229ZM242 240H245V239H242ZM259 240V239H258ZM94 241V240H93ZM100 241H101V238H100ZM99 241V242H100ZM111 241H113L112 239H111ZM110 241V242H111ZM128 241V240H127ZM127 241L125 242V243H127ZM132 240L130 239V242H131ZM139 241H140V239H139ZM149 241H150V243H152L153 244V242H154V244H157V243H155L156 241H154L153 239L152 240H150L149 239ZM151 241H153V242H151ZM164 241V240H163ZM174 241V240H173ZM172 241V238H171V241H168L169 242V244H170V242L172 243L173 242ZM191 241V238H190V240H189V242ZM194 241H196L195 239H194ZM231 241H232V238H231ZM256 241H257V239H256ZM255 241V243L254 244H256L257 242ZM46 242H50V240L49 241H46ZM64 242V241H63ZM90 242V241H89ZM88 241H87V243H89ZM95 242V241H94ZM98 242V241H97ZM106 242V241H105ZM116 242V241H115ZM138 241H136V243H137ZM143 242H145V241H142V238H141V242H140V244L141 243H143ZM157 242H159V241H157ZM161 242H162V240H161ZM177 242V241H176ZM181 242V241H180ZM188 242V241H187ZM187 242H185L186 243V245L187 244H189V242L187 243ZM210 242V241H209ZM233 242V241H232ZM237 242H239V241H237ZM242 242V241H241ZM249 242V241H248ZM252 242H254V241H252ZM42 243V242H41ZM44 243V242H43ZM86 243V244H87ZM101 243H104V241H102ZM107 243H109V242H107ZM116 243H118V242H116ZM115 243V244H116ZM120 244L122 243V242H119ZM146 243V244H145ZM144 244H142L143 246V248H146V247H148L147 246V243L148 242H145ZM149 243V244H150ZM183 243H184V241H183ZM191 243H192V241H191ZM190 243V247H195L194 245L192 246V244ZM205 243V242H204ZM211 243V242H210ZM214 243V242H213ZM213 243H211V244H213ZM219 243H221V241L219 242ZM240 243V242H239ZM239 243H236L235 242V244H239ZM244 243V242H243ZM40 244V243H39ZM38 244V245H39ZM45 244H47V243H45ZM83 244V243H82ZM97 244V243H96ZM106 244V243H105ZM113 244V243H112ZM129 244V243H128ZM131 244V243H130ZM135 244V243H134ZM137 244H139V242L137 243ZM136 244V245H137ZM152 244H150V245H152ZM153 244V245H154ZM163 244V243H162ZM167 244V243H166ZM177 244V243H176ZM180 244H182V243H180ZM180 244H177V245H180ZM194 244H195V242H194ZM206 244H209V243H207L206 242ZM226 244V243H225ZM230 244V243H229ZM228 244V245H229ZM241 244V243H240ZM249 244V243H248ZM252 244V243H251ZM258 244V243H257ZM4 245H2V247L4 246ZM43 245V244H42ZM57 245H59V244H57ZM61 245H62V243H61ZM60 245V246H61ZM64 245V244H63ZM72 245V244H71ZM73 245H74V243H73ZM81 245V244H80ZM84 245V244H83ZM98 245V244H97ZM100 245L101 244H99V247H100ZM107 245V244H106ZM109 245V244H108ZM110 245H111V243H110ZM119 245V244H118ZM125 245V244H124ZM123 245V246H124ZM132 245V244H131ZM146 245V246H145ZM152 245V246H153ZM161 245V244H160ZM173 245V244H172ZM175 245V244H174ZM202 245V244H201ZM210 245V244H209ZM214 245H215V243H214ZM222 245V244H221ZM230 245H232V243L230 244ZM229 245V246H230ZM243 245V244H242ZM245 245H246V243H245ZM250 245V244H249ZM249 245H247V246H249ZM34 246H35V244H34ZM75 246V245H74ZM85 246V245H84ZM89 246V245H88ZM88 246H87V248H88ZM102 246V245H101ZM121 246V245H120ZM129 246V245H128ZM134 245H132V247H133ZM151 246V247H152ZM162 246V245H161ZM171 246V245H170ZM182 246V245H181ZM181 246H177V247H181ZM189 246V245H188ZM197 246V245H196ZM216 246V245H215ZM218 246H219V244H218ZM234 246V245H233ZM238 246V245H237ZM240 246V245H239ZM255 247H256V245H254ZM2 247H0V248H2ZM5 247V246H4ZM2 248V249H4L5 250V248ZM58 247V246H57ZM63 247V246H62ZM65 247V246H64ZM67 247V246H66ZM78 247H80V246H78ZM93 247V246H92ZM103 247H105V245L103 244ZM117 247V246H116ZM136 248H137V246H135ZM140 247V246H139ZM155 247V246H154ZM158 247V246H157ZM163 247V246H162ZM187 247V246H186ZM199 247V246H198ZM198 247H196V249L198 248ZM206 247H208V245H206V246H204V250H206ZM211 247V246H210ZM210 247H208V248H210ZM222 247H223V245H222ZM244 247V246H243ZM33 248V247H32ZM51 248V247H50ZM59 248V247H58ZM74 248V247H73ZM95 248V247H94ZM98 248V247H97ZM102 248V247H101ZM101 248H99L100 250H101ZM108 248H111V247H108ZM107 248V249H108ZM114 248V247H113ZM117 248H119V247H117ZM129 248V247H128ZM127 248V249H128ZM142 248V249H143ZM156 248V247H155ZM169 249H171V247H168ZM182 248V247H181ZM200 248V251L203 249V248H201V247H199ZM207 248V249H208ZM212 248H213V246H212ZM216 248L217 247H215V249L213 248L212 250H216ZM219 248V247H218ZM217 248V249H218ZM223 248H226L227 249V247H223ZM232 247H230V249H231ZM241 248V247H240ZM245 248H246V246H245ZM245 248H243V249H245ZM250 248H251V246H250ZM249 248V249H250ZM254 248V247H253ZM46 249V248H45ZM53 249H54V247H53ZM70 248H68V250H69ZM92 249V248H91ZM104 249V248H103ZM102 249V250H103ZM126 249V250H127ZM167 249V248H166ZM183 249V248H182ZM219 249H221V248H219ZM248 249V248H247ZM27 250H30V249H27ZM36 250V252L35 253H37L38 251ZM63 250V249H62ZM74 250V249H73ZM72 250V251H73ZM76 250V249H75ZM88 250V249H87ZM96 250V249H95ZM109 250V249H108ZM146 250V249H145ZM160 250H162V249H160ZM159 250V251H160ZM163 250H164V247H163ZM172 250V249H171ZM174 250V249H173ZM178 250V249H177ZM181 250V249H180ZM184 250H185V248H184ZM184 250H183V253H184ZM188 250H189V248H188ZM191 250V249H190ZM204 250H202V252L204 251ZM227 250H229V249H227ZM26 251V250H25ZM31 252L33 251L32 249L30 250ZM35 251V250H34ZM33 251V252H34ZM45 251V252H44ZM49 251V250H48ZM47 251V252H48ZM93 251V250H92ZM98 251V250H97ZM104 251V250H103ZM111 251V250H110ZM110 251H109V253H110ZM130 251H133V250H130ZM138 251H139V248H138ZM156 252H157V250H155ZM158 251V252H159ZM167 251V250H166ZM176 251V250H175ZM187 251V250H186ZM193 251V250H192ZM192 251L190 252V253H192ZM196 250H194V252H195ZM198 251V250H197ZM196 251V252H197ZM206 251H211V249H209V250H206ZM64 252V251H63ZM71 252V251H70ZM95 251H93L92 253H94ZM101 252V251H100ZM112 252V251H111ZM128 252H129V250H128ZM142 251H140V253H141ZM154 252V251H153ZM155 252V253H156ZM158 252H157V254H158ZM174 252V251H173ZM173 252L171 253V255L173 254ZM177 252V251H176ZM179 252V251H178ZM181 252V251H180ZM179 252V253H180ZM195 252V253H196ZM208 252H207V254H208ZM59 253V252H58ZM65 253H69V252H65ZM64 253V254H65ZM77 254H78V252H76ZM83 253H84V251H83ZM96 253V252H95ZM102 253H104V252H102ZM114 253V252H113ZM113 253H112V255H111V257H113L114 255H113ZM116 253V252H115ZM119 253H121V252H119ZM127 253V252H126ZM133 253V255H135L134 253H135V251L134 252H132ZM136 253H137V251H136ZM140 253H139V257L138 258H140ZM144 253H146V252H144ZM143 253V254H144ZM170 253V252H169ZM175 253V252H174ZM182 253V254H183ZM186 253V252H185ZM189 253V252H188ZM213 253V252H212ZM222 254H223V252H221ZM226 253V252H225ZM5 254H7V256L6 257H4L5 256ZM48 254V253H47ZM57 254V253H56ZM69 254H72V253H69ZM82 254V253H81ZM87 254V253H86ZM85 254V255H86ZM96 254H98L97 256H99V252L98 253H96ZM95 254V255H96ZM125 254V253H124ZM142 254V253H141ZM151 254H152V252H151ZM166 254V253H165ZM197 254V253H196ZM195 254V255H196ZM204 254V253H203ZM209 254H210V252H209ZM51 255V254H50ZM58 255V254H57ZM57 255H52V256H56L57 257ZM68 255V254H67ZM83 255V254H82ZM88 255V254H87ZM101 255V254H100ZM106 255V254H105ZM131 255V254H130ZM145 255H147V253L145 254ZM155 255V254H154ZM154 255H152V256H154ZM160 255H162V253L160 254ZM159 255V256H160ZM167 255V254H166ZM176 255L177 256H179V254H177L176 253ZM184 255V254H183ZM190 255V254H189ZM188 255V256H189ZM200 255V254H199ZM198 255V256H199ZM202 255V254H201ZM218 255H220L219 254V252H218ZM218 255H216L217 257H218ZM225 255V254H224ZM224 255H222V257L224 256ZM59 256V255H58ZM93 256H94V254H93ZM103 256V255H102ZM107 256H108V252H107ZM137 256V255H136ZM136 256H134V257H136ZM151 256V255H150ZM158 256V255H157ZM156 255L154 256V258L153 259H155L156 257H157ZM187 256V255H186ZM192 256V258H193V255H191ZM205 256H206V253H205ZM214 256V258H216L215 257V254L213 255ZM67 257H69V256H67ZM70 257H72L71 255H70ZM75 257V256H74ZM78 257V256H77ZM84 257V256H83ZM87 257V256H86ZM100 257V256H99ZM109 257V256H108ZM108 257L106 258V259H108ZM110 257V258H111ZM115 257H117V256H115ZM124 257H127V256H123V258ZM130 257V256H129ZM142 257H145V256H141V258ZM148 257V256H147ZM147 257H145L146 259H147ZM168 256H166V258H167ZM169 257H172V256H170L169 255ZM168 257V258H169ZM204 257V256H203ZM208 258L210 257V256H207ZM59 258V257H58ZM96 258V257H95ZM101 258V257H100ZM105 258V257H104ZM103 258V259H104ZM118 258V257H117ZM122 258V257H121ZM128 258V257H127ZM131 258V257H130ZM145 258H143V260L145 259ZM150 258V257H149ZM158 258V257H157ZM160 258V257H159ZM162 258V257H161ZM165 258V257H164ZM176 258V257H175ZM187 258V257H186ZM185 258V259H186ZM189 258V260H190V257H188ZM191 258V259H192ZM195 258V257H194ZM199 258V257H198ZM206 258V257H205ZM207 258V259H208ZM211 258H212V256H211ZM211 258H209V259H211ZM51 259H53V258H51ZM55 259H57V258H55ZM61 259V258H60ZM59 259V260H60ZM75 259V258H74ZM77 259V258H76ZM76 259H75V261H76ZM82 259V258H81ZM99 259V258H98ZM115 259V258H114ZM113 259V260H114ZM133 259V258H132ZM136 258H134V260H135ZM152 259V258H151ZM195 259H197V258H195ZM203 259V261H204V258H202ZM220 259V258H219ZM7 260L5 261L6 262V264H7ZM54 260V259H53ZM66 260V259H65ZM68 260V259H67ZM78 260H80V259H78ZM84 260V259H83ZM90 260V259H89ZM101 260V259H100ZM110 260V259H109ZM113 260H111V261H113ZM126 260V259H125ZM134 260H132L131 262H130V264L132 263V262H134ZM166 260V259H165ZM171 260H174V262H176L175 261V259H171ZM170 260V261H171ZM177 260V259H176ZM187 260V259H186ZM188 260V261H189ZM206 260V259H205ZM212 260H214L213 258H212ZM2 261H4V260H2ZM57 261V260H56ZM61 261V260H60ZM73 261V260H72ZM88 261V260H87ZM96 261V260H95ZM95 261H94V263H95ZM121 261V260H120ZM123 261V260H122ZM136 261H138V263H139V259L138 260H136ZM136 261H135V263H136ZM145 261V260H144ZM147 261V260H146ZM149 261V260H148ZM150 261H152V260H150ZM156 262H157V259L155 260ZM161 261V260H160ZM160 261H158V263L160 262ZM168 261V260H167ZM178 261H181V260H179V258H178ZM177 261V262H178ZM187 261V262H188ZM191 261V260H190ZM189 261V262H190ZM202 261V260H201ZM200 261V262H201ZM218 261V260H217ZM5 262L3 263V264H5ZM54 262H55V260H54ZM65 262L66 261H64V264H65ZM70 262V261H69ZM89 262V261H88ZM91 262V261H90ZM102 262V261H101ZM107 262V261H106ZM117 262H119V261H117ZM126 262H128V259H127V261ZM140 262H141V260H140ZM173 262V263H174ZM176 262V263H177ZM182 262V261H181ZM186 262V263H187ZM207 262H208V260H207ZM211 262V261H210ZM213 262V261H212ZM58 263V262H57ZM60 263V262H59ZM70 263H72V262H70ZM69 263V264H70ZM80 263H81V260H80ZM84 263H86V262H84ZM94 263H92V264H94ZM98 263V262H97ZM96 263V264H97ZM105 263V262H104ZM122 263V262H121ZM120 263V264H121ZM134 263V264H135ZM142 263H144L143 261H142ZM146 263H148V262H146ZM145 263V264H146ZM150 263H154V262H150ZM149 263V264H150ZM162 263V262H161ZM172 263V262H171ZM170 263V264H171ZM202 263V262H201ZM205 263V262H204ZM204 263H202V264H204ZM46 264V263H45ZM66 264H68V263H66ZM74 264V263H73ZM77 264V263H76ZM88 264V263H87ZM106 264V263H105ZM112 264H114V263H112ZM123 264V263H122ZM124 264H125V262H124ZM129 264V263H128ZM157 264V263H156ZM160 264V263H159ZM164 264H166V263H164Z\"/></svg>",
    "mask_w": 264,
    "mask_h": 264
},
{
    "label": "rangeland",
    "instance_id": "rangeland-1",
    "mask_svg": "<svg viewBox=\"0 0 264 264\" xmlns=\"http://www.w3.org/2000/svg\"><path fill=\"white\" fill-rule=\"evenodd\" d=\"M9 1V0H8ZM37 1V2H36ZM42 1V2H41ZM59 1H60V5L58 4L59 3ZM47 0L46 2H45V0H27V4H29L27 7H28V9L31 7V11L33 12H31L30 13V17H31V14L32 15H34V13H35V15L34 16H36V18L35 17H32V18H35L34 20L36 21H34L36 24H41V22L40 23H37V21L39 20V19H45L46 21H47V16H48V10H51L50 9V7L53 9V11H49L50 13H49V15H51V13L52 14H54L55 13V11H56V9H57V11H63V10H65L64 12H66L67 11V9H68V7H70L71 5H68V3H70L71 4V1L69 0ZM61 1H62V4H61ZM12 2L14 3V2H16V3H12L11 4V1L10 2H8V3H10L11 5H12V9H14V8H17L18 6V1H15V0H12ZM31 2H35V3H33V5H32V3ZM54 2V3H53ZM68 2V3H67ZM249 2V3H248ZM50 3V4H49ZM57 3V4H56ZM67 3V4H66ZM232 3V2H231ZM253 3V5H251ZM256 3V0H250V1H248V0H246V4H245V1L244 2H242V4H241V6H242V10H240L239 12H238V14L236 13L235 15H233V16H235V17H233L232 19H233V21H232V19H230L229 18V20H228V25L230 26V32H225L224 34L225 35H221V38H222V40H223V37L225 38V36H226V33L228 34V35H230V33L232 34V35H230V36H233V38H231L230 36H228L229 37V39H228V37L227 38H225V39H227V41L225 40H223V42L221 41V40H219L218 41V39H220V37H218L217 38V40H216V42H218L217 44H215V47L213 48L214 50H216L215 51V53H214V50H213V52H210V53H207L206 55H203L202 56V58L201 57H196L195 58V61H197V62H194V61H190V60H186L184 57H183V59L181 58L180 60H178L179 62H177L176 61V63H174V64H176V65H172L171 66V70H170V68H169V71L167 72V74H165L166 72H161V74H162V76H161V74H160V77H161V79H159V82H160V84H158L159 85V87L157 88V89H159V90H156V88H155V90H156V93L158 94L157 95V99H155V97L153 98V96L152 97H150V95H151V92H150V90L149 89H147L146 88V84H147V79H146V75H144V71L142 72V70L144 69V66H142V67H140V69L138 68V70H141V71H138L137 70V74H133V77L136 79H131V82L129 83V88L128 89H130L131 91V93H129V92H127V100H133V101H131L130 100V102H128L129 104H128V108L129 109H132V110H134V111H132V113L134 114H132V115H130V119L129 120H132L133 118H135L136 116L135 115H140L138 118L136 117V119H133V121H130L129 123L128 122H124L123 123V125H121V124H117L116 125V122L114 123V124H110L111 125V127L113 128V131L115 132V133H113L112 131V135H114V136H117L116 135V130H115V128H117V127H119V126H121L120 128H121V130H122V127L125 125H127L126 126V128L124 127L123 128V130L125 131V132H127L126 130H127V128H128V132L132 129V128H134V129H132L131 130V133L129 134V133H127V136H126V133L122 130H120L121 131V134H120V136H119V138H120V140H116L115 141V139H114V136L112 137V135H111V140L113 141V143H110V140H109V137H108V140H107V138H102V139H100L103 143H104V145L107 147V149H105V151H104V149L102 150V151H104V153L103 152H98L97 153V156H96V162L99 164V162L100 163H104V165H103V168H102V166L100 167H96L97 168V170H96V168L94 169V171H92L93 173L95 172V170H96V172L98 171V169H99V172L98 173H96L97 175H96V177H94V178H92L94 175L90 172V178H91V180H90V178H89V180H90V182L89 181H84L83 182V186L84 187H81L80 185L78 186V188H79V190L78 191H80V190H82V201L80 202L79 201V203L77 204V205H79L80 204V206H77V207H79V209L77 208V207H74L75 209V212H76V214H79V215H77L76 217H74V215H75V212H72L71 214H74V215H71V214H69L70 212L69 211H67V215H65L66 217L64 218V230H63V232H64V234L61 232V235L59 236L58 235V237H61V238H56L55 236H54V234L56 233L55 232V225L53 224V222H51V225L54 227V228H52V229H54V230H52L53 231V233H51L52 231L51 230H49L50 232H48L47 234H50V235H45V234H40L41 233V230H38V226H39V223L41 224V220L40 219H43V217H37V221H36V223H38L37 225H36V223H34L35 221H34V219L33 220H27V224H31V226H34V225H36V226H34V227H31L30 226V229L33 231V234L35 235H37V233L39 234V235H32L31 236V230L29 231L30 233V239L31 238H33V240H32V243H33V241L36 239L37 240V237L38 236H40V235H42V236H40L38 239H40V238H43L42 239V241H40V240H37L38 241V244L37 243H35L36 242V240L34 241V244H35V246H34V244H32L33 246V248L31 247V248H26V249H24V251H22V253L23 252H29L28 253V255L30 254V253H32V254H34V256H35V254H37L38 255V253H39V249H40V247H42V246H44L45 248H43L45 251V253H44V257L46 256V255H49V256H46V258L48 257V259H45V261H48V263L49 264H64V261H66L65 262V264L66 263H70V262H72V263H70V264H92V263H94V261H95V263L94 264H96L97 262V264H112V263H114V264H120L121 262L124 264V262H125V264H130V262L132 261V260H134V258H136L135 260H134V262H132L131 264H134L135 263V261L136 260H138L139 259V263H138V261H136V263L135 264H145L146 262H148V263H146V264H149L150 262H154L153 264H164V263H166V264H170L171 262V264H202V263H204V264H264V229H262L261 227H262V225L264 224V204H263V202H262V199L264 200V196L262 197V195L264 194L263 192H259L260 191V187H258V185L256 186V183H255V181L252 179V177H251V174H250V172L249 173H247L245 170H247V171H249L248 169H247V167L246 168H244L245 167V165L247 164L246 163V159H245V156H243V155H245V150H244V148L246 147V143L247 144H250L251 142V144H253V145H250V148L251 149H254L255 148V145H256V148L255 149H258L259 148V151H258V154L259 155H262V157L260 156V157H258L260 160H259V162L258 163H260V164H258V169L263 165V168H260L259 169V171H260V173L261 174H263V176H264V159L262 160V158L264 157V154H263V152H264V137H263V135H264V125L262 124V123H264V120L262 119V121L263 122H261L260 120H261V116H260V118H259V116H258V118L257 119H255L254 117L255 116H252V114L253 115H256L257 116V113L258 112H261L262 110H264V106H263V108L261 107L262 105H264V103L263 104H261V105H258L259 106V110L260 109H262V110H258V109H256V107L254 108V110H252V111H245V107H244V105L243 104H241L242 102H240V100H242L241 98V96L242 95H239V94H241V91H242V89H243V87L244 86H242V85H244L245 84V81H242V83H241V80L242 79H245V78H243L244 76H241V75H243L244 73H246V70H247V73L246 74H248V75H246L247 77L249 76V72L248 71H250V70H248V69H250V62H248V61H252V63L254 64L255 63V61H261V59L264 61V42L262 41V40H264V36H263V34H264V26H260V25H263V23L260 21V10H259V8H258V6L255 4ZM41 4V5H40ZM45 6H44V5ZM47 4V5H46ZM49 4V5H48ZM234 4V3H233ZM238 5H240V3H237ZM52 5V6H51ZM58 5H59V7H58ZM65 6L64 8H63V6ZM235 5V4H234ZM248 5V6H247ZM14 6V7H13ZM17 6V7H16ZM48 7V9H47V7ZM53 6H54V8H53ZM244 6H245V8H244ZM39 8V9H37V8ZM41 7V8H40ZM56 7V8H55ZM63 9H62V8ZM72 7V6H71ZM235 7H236V9H237V5H235ZM238 8H239V6H238ZM249 8V9H248ZM254 8V9H253ZM41 9V10H40ZM43 9H46V10H43ZM59 9H61V10H59ZM248 9V10H247ZM38 10H40V12L38 11ZM69 10L70 9H68V11L67 12H69ZM239 10V9H238ZM251 12H250V11ZM36 11V12H35ZM46 11V12H45ZM236 11V10H235ZM247 11H249V12H247ZM258 11V12H257ZM29 12H30V10H29ZM44 12V13H43ZM7 13H9V12H7ZM46 13V14H45ZM246 13V14H245ZM10 14V13H9ZM41 14H43V15H45V16H39V15H41ZM248 14H249V16H251V17H249L248 16ZM252 14V15H251ZM254 14H256V15H254ZM258 14V15H257ZM38 16V17H37ZM239 17V20H238V17ZM244 16V17H243ZM257 16V17H256ZM43 17V18H42ZM240 17H241V19H240ZM249 17V18H248ZM254 20H253V19ZM38 19V20H37ZM236 19V20H235ZM249 19V21H247ZM256 19V20H255ZM257 19H259V20H257ZM244 20V21H243ZM40 21V20H39ZM38 21V22H39ZM45 22V21H44ZM44 22H42L43 24H44ZM235 22V23H234ZM238 22V23H237ZM241 22V23H240ZM248 22V23H247ZM255 24H254V23ZM257 22H260L259 24H257ZM234 23V24H233ZM242 23H243V25H242ZM247 23V24H246ZM35 24V25H36ZM231 24H233L232 25V27H231ZM37 25V26H38ZM42 25V24H41ZM246 25H248V26H246ZM253 25H255V26H253ZM258 25V26H257ZM40 26V25H39ZM233 26H235V27H233ZM257 26V27H256ZM254 27H255V29L257 30L256 32H257V34L259 33H261L260 35H262L260 38H259V36L257 35V34H254V33H256V32H252V31H255V29H254ZM259 27V28H258ZM261 27V28H260ZM233 28V29H232ZM241 28V29H240ZM247 29V30H246ZM261 29V30H260ZM232 30H234V31H232ZM236 30H238V31H236ZM243 30V31H242ZM250 30V31H249ZM258 30H260V31H258ZM232 31V32H231ZM236 31V32H235ZM243 33H242V32ZM262 31V32H261ZM235 32V33H234ZM241 32V33H240ZM252 34H251V33ZM234 33V34H233ZM240 33V34H239ZM247 33V34H246ZM250 33V34H249ZM263 33V34H262ZM240 35V37H239V35ZM242 34V35H241ZM254 34V35H253ZM28 35V34H27ZM33 35V34H32ZM238 35V36H237ZM249 35V36H248ZM250 35H251V37L253 36L255 39H256V37H257V39H258V41H257V43H256V40H254L253 39V37L251 38L250 37ZM256 35V36H255ZM29 36V35H28ZM27 36V37H28ZM236 36V37H235ZM35 36L33 35V38H34ZM236 39H235V38ZM239 37V40L237 39ZM247 37V38H246ZM263 37V38H262ZM32 38V39H33ZM36 38V37H35ZM251 38V39H250ZM262 38V39H261ZM29 39H30V37H29ZM37 39V38H36ZM36 39H33V40H31L30 39V43H31V41H33L32 43H34V40L36 41ZM247 39H249V40H247ZM261 39V40H260ZM246 40V41H245ZM252 40H254L255 41V44L257 45V49H256V47H254L255 46V44H254V48L256 49H254L253 47H252V44L254 43V41L252 42V44H250V42L252 41ZM236 41V42H235ZM243 41V42H242ZM261 41H262V44H261ZM37 42V41H36ZM224 42H225V44H224ZM229 42V43H228ZM240 42V43H239ZM230 43H232V44H230ZM244 43V44H243ZM249 43V44H248ZM260 45H262L263 47H261V49H259L260 47H259V44ZM219 44V45H218ZM224 46H223V45ZM241 44V45H240ZM249 46L248 48H247V45ZM32 45V44H31ZM34 45H35V43H34ZM228 45V47L229 48H226V46ZM236 45V46H235ZM219 46H222V47H219ZM245 48H244V47ZM217 47H219V48H217ZM234 47H235V49H234ZM238 47V48H237ZM251 47V48H250ZM241 48V49H240ZM252 48L255 50V51H253L252 50ZM217 49H218V51H217ZM245 50V51H242V50ZM250 50L251 51V53L249 52V51H247V50ZM259 49V50H258ZM223 50V51H222ZM227 50V51H226ZM228 50H230L229 52L230 53H227L228 52ZM240 50L241 52H245V54L243 55L242 53H239L238 51ZM259 52H258V51ZM257 51V52H256ZM235 52V53H234ZM246 52H248V53H246ZM259 53V56H257L256 55V53ZM263 54H262V53ZM213 53V54H212ZM216 53H218V54H216ZM223 54V56H222V54ZM224 53H225V55H224ZM219 54H220V56H219ZM230 54H231V57H230ZM236 54V55H235ZM240 54H242L243 56H241ZM248 54V57L250 56V54H252V56H253V58H251V60H246L245 59V57H246V55ZM255 54V55H254ZM261 54V55H260ZM213 56V57H211V56ZM229 57H228V56ZM183 56V55H182ZM225 56H227L226 57V59H225ZM233 56H235V57H233ZM251 56V57H252ZM254 56H256V57H254ZM260 56L261 57H263V58H261L260 59ZM181 57V56H180ZM242 58V60H239V59H241ZM201 58V59H200ZM203 58H204V61L206 62V64L204 63V61H203ZM207 58V59H206ZM211 58V59H210ZM215 58V59H214ZM220 58V59H219ZM223 58V59H222ZM232 58V59H231ZM235 58V59H234ZM250 58V57H249ZM255 58V59H254ZM207 61H206V60ZM217 59V60H216ZM219 59V60H218ZM243 59H245L246 61H244ZM257 59V60H256ZM32 60H34V59H32ZM116 60H118V59H116ZM198 60H200V61H198ZM225 60V61H224ZM229 60V61H228ZM231 60V61H230ZM237 60V61H236ZM182 61V62H181ZM216 62V63H214V62ZM227 61V62H226ZM235 61V62H234ZM241 61L243 62L242 64V69H241ZM254 61V62H253ZM34 62V61H33ZM33 62H31L30 61V63L32 64ZM188 62H190V63H192V64H190V63H188ZM210 62V63H209ZM221 62V63H220ZM231 64H230V63ZM234 62V63H233ZM246 62V63H245ZM249 64H248V63ZM256 62V63H257ZM29 63V64H30ZM35 63H38L37 62V60H36V62H34L33 63V65L35 64ZM186 63H188V64H186ZM195 63H196V65H195ZM202 63V64H201ZM217 63H218V65H217ZM228 63V64H227ZM244 63H245V65H244ZM251 63V67H252V64ZM254 64L253 66V68L254 69H252V72H254L253 74H255V72H256V74H258V73H260L261 75H263L264 74V72L262 71V70H264V65H262L264 62H262L260 65L262 66H259V65H257L258 63H260V62H258L257 64ZM180 64V65H179ZM225 64V65H224ZM227 64V65H226ZM235 64V65H234ZM247 64V65H246ZM37 65V68H41L42 66H40V65H38V64H35L34 65V67ZM181 65H183V66H181ZM190 65V66H189ZM198 65H200V66H202V67H200V66H198ZM205 65V66H204ZM215 65V66H214ZM222 65H224V66H222ZM234 65V66H233ZM239 65V66H238ZM29 66V65H28ZM39 66V67H38ZM173 66H175V67H173ZM178 66H179V68H178ZM187 66V67H186ZM193 66V67H192ZM197 66V67H196ZM203 66L204 67H206V68H203ZM218 66L220 67L219 69H218ZM225 66H227V67H225ZM231 66V67H230ZM246 66H248L249 68H247ZM31 67V68H30ZM33 66L31 65V66H29L28 68L31 70V69H33L32 68ZM186 67V68H185ZM191 68V69H188V68ZM238 67H240L239 69H238ZM244 67H246V68H244ZM258 67V69H256ZM260 67V68H259ZM142 68V69H141ZM182 68H183V70L184 71H182ZM197 68V69H196ZM198 68H200L202 71L204 70L205 72H201V70L200 69H198ZM211 68H213V69H211ZM225 69V72L223 71L224 69ZM230 68H232V69H230ZM233 68H234V70H233ZM236 68V69H235ZM39 69H36V68H34L33 70H37V72H38V70ZM177 70V72H176V70ZM196 69V70H195ZM206 69V70H205ZM226 69H227V71H226ZM243 69H245V71L243 70ZM260 69H262L261 71H262V73H261V71H260ZM30 70H28V74L27 73H25L24 74V76L25 75H30V74H34L35 75V71L33 72V70H31L32 71V73H31V71ZM41 70H42V68H41ZM175 70V71H174ZM197 70H200V71H198L197 72ZM215 70H217V71H215ZM232 70H233V72H235V75L233 74V72H232ZM241 71V73L239 72V71ZM243 70V71H242ZM257 70V71H256ZM29 71H30V73H29ZM40 71V70H39ZM172 71V74H170L169 76H168V74L170 73ZM186 71H188V72H186ZM210 71H213V72H210ZM238 71V72H237ZM141 72H142V74H141ZM175 72V73H174ZM181 72V73H180ZM186 72V73H185ZM191 72V73H190ZM197 72V73H196ZM207 72V73H206ZM224 72V73H223ZM242 72H243V74H242ZM252 72H250L251 74H252ZM135 73V72H134ZM210 73V74H209ZM220 75H219V74ZM230 73V74H229ZM237 73V74H236ZM37 74V73H36ZM139 74V75H138ZM163 74H164V76H163ZM186 74V75H185ZM192 74V75H191ZM207 74V75H206ZM218 76V78H216L217 76ZM226 74H228V76L230 77H228ZM231 74H233V75H231ZM167 75V76H166ZM171 75H172V77H171ZM189 75V78H187V76ZM203 75V76H202ZM205 75V76H204ZM212 75V77H210ZM215 75V76H214ZM222 75V76H221ZM237 75V76H236ZM240 75V76H239ZM31 76V75H30ZM179 76H181V77H179ZM201 76H202V78L203 77H205V78H201ZM234 76V78H232ZM235 76H236V78H235ZM241 77L240 79H237V77ZM253 75H251V76H249V78H251ZM26 77V76H25ZM116 77V76H115ZM139 77V78H138ZM159 77V78H160ZM163 77H164V79H163ZM167 77H170V78H172V80L171 81H169L168 80V78ZM179 77V78H178ZM226 77H228V78H225ZM238 77V78H239ZM246 77V79L245 80H247V79H249V78H247ZM255 76H253L252 78H254ZM258 77H260L259 76V74H258ZM24 78V77H23ZM28 78H30L29 76H27V78H24V79H28ZM142 78V79H141ZM175 78H176V82H175V86H173L174 85V82H172V81H175ZM192 78V79H191ZM194 78V79H193ZM198 78V79H197ZM214 78V79H213ZM221 78V79H220ZM223 78V79H222ZM140 79V80H139ZM145 81H144V80ZM167 79V80H166ZM180 79V80H179ZM187 79H189V80H187ZM197 79V80H196ZM218 79V80H217ZM230 79H235V80H233L234 82H232V80L230 81ZM261 80L263 79V82H264V76L263 77H261L260 78ZM26 80H24V81H26ZM133 80V81H132ZM142 80V81H141ZM160 80H162V82L160 81ZM183 80V81H182ZM192 80V81H191ZM199 80V81H198ZM203 80V81H202ZM214 80V81H213ZM221 80V81H220ZM239 80V81H238ZM27 81H29V80H27ZM166 81L167 82H172V83H170L173 87H178V85H181V86H179V87H181L180 89L179 88H177L178 90H177V92H179V93H176V95H178L177 97H174V100H175V98H176V100H175V104H174V101H173V104H174V106H177V107H173V109H175V108H177L176 110H172V108H171V111H176L177 113V119L179 118V117H181V118H179L178 120H179V127H184V129H182V128H180V129H178V131H177V128H175V127H173L172 125H173V121H172V123H171V121L170 120H168V118H167V116L166 115H164L163 113H166V112H169V110H168V108L166 109V107L164 106L165 104H164V100H166L165 98V96H164V88H165V84H166ZM185 81V82H184ZM190 81V82H189ZM196 81V82H195ZM211 81V82H210ZM220 81V82H219ZM223 81H225L224 82V84H223ZM133 82V83H132ZM136 84H135V83ZM146 82V83H145ZM181 82V83H180ZM194 82V84H192ZM207 82H209V83H207ZM216 82V83H215ZM222 82V83H221ZM230 82V83H229ZM240 82V83H239ZM244 82V83H243ZM262 82V83H263ZM25 83V82H24ZM24 83H23V86H24ZM185 83V84H184ZM198 83V84H197ZM206 83V84H205ZM221 83V84H220ZM228 83V84H227ZM236 84V83H238L237 85H235V90L236 89H238L239 88V90H237V91H240V89H241V91L240 92H235L233 95L235 96V94L237 95V96H239L240 97V99H239V104H241V105H239L238 103H235V102H237L238 101V99L237 98H239V97H234L233 96V100H234V102L233 103H235V104H238L239 105V107L238 106H236V110L232 113L233 115V117H234V119H235V121H236V119H237V123H238V120H241V121H239V125H237L236 127L238 128V129H235L234 131L236 132H230V131H226L225 130V132H222V131H224V129H223V122H221V120L219 121L218 119H219V117H218V119H216L215 121H213V122H217V123H211V122H206L207 123V125H204V123H205V121H206V118H204V120H202L203 118H202V116H203V113L205 112L204 110H206V111H210V113H211V111H215V109H216V107H215V105L214 104H216V103H214V101L213 100H215V95L217 96V94L218 93H220V97H219V94H218V96L216 97L217 99H218V97L219 98H224L225 97V95H223V94H225V93H221L220 91H222V92H225L224 90L227 88V85L231 88V86H230V84ZM138 84H140V85H138ZM156 84V85H157ZM169 83H167V85H168ZM190 86H188V85ZM191 84V85H190ZM197 84V85H196ZM200 84V85H199ZM203 86H202V85ZM205 84V85H204ZM212 84V85H211ZM214 84V85H213ZM239 84L242 86L241 88L239 87ZM264 84V83H263ZM136 85V86H135ZM138 85V86H137ZM144 85H145V87H144ZM148 85V84H147ZM164 85V86H163ZM184 85V86H183ZM187 87H186V86ZM194 85V86H193ZM224 85H226V86H224ZM22 86V87H23ZM133 88H132V87ZM198 86V87H197ZM200 86V87H199ZM204 86H206V87H204ZM220 86V87H219ZM131 87V88H130ZM163 89V91L161 92V88ZM164 87V88H163ZM192 87V88H191ZM196 87V88H195ZM210 87V88H209ZM219 87V88H218ZM224 87V89H221V88H223ZM238 87V88H237ZM113 88V87H112ZM112 88L110 89V90H108V91H110V93H112L113 92V90H112ZM134 88H136V89H134ZM191 89V91L189 90V89ZM193 88H194V90H193ZM213 88H215V89H213ZM229 88V89H230ZM128 89H127V91H128ZM133 89V90H132ZM139 89V90H138ZM183 89H185V90H183ZM188 89V90H187ZM198 89V90H197ZM204 89H205V92H204ZM221 89V90H220ZM88 89H86V91H87ZM93 89H91V93H89L88 94V92L89 91H87V94H88V96L91 98L92 97V95L95 93L94 91L95 90H93ZM111 90H112V92H111ZM143 90V91H142ZM145 90H148V92L147 91H145ZM209 90H210V92H209ZM215 90V91H214ZM218 90V91H217ZM220 90V91H219ZM228 90V89H227ZM115 92H113V93H115V95H116V93H117V90H116V88H115V90H114ZM140 91H142V92H140ZM175 91H176V89H175ZM189 93H187V92ZM196 91V92H195ZM200 91H201V93H200ZM217 91V92H216ZM135 92L137 93V94H135ZM146 94H145V93ZM150 92V93H149ZM194 92V93H193ZM197 92L199 93V94H197ZM109 93V94H110ZM140 95H139V94ZM148 93V94H147ZM155 92H154V94H156ZM160 93V94H159ZM184 93V95H182ZM186 93V94H185ZM204 93V94H203ZM209 93L211 94V95H209ZM86 94V95H87ZM91 94V95H90ZM144 96H143V95ZM182 96H181V95ZM194 94V95H193ZM195 94H197V95H199V96H197V95H195ZM97 94H94L93 95V97L92 98H95L94 100H93V105H95V106H93V107H95L94 108V111H93V113H94V115H95V117L98 119V121L100 120V121H102V117L100 118H98L97 116L98 115H102L101 114V110H100V108L102 109V108H104V105H103V103H104V100L102 99V98H100V100L98 101V99H99V97H95ZM131 95V96H130ZM136 95V96H135ZM149 95V96H148ZM161 95V96H160ZM189 95H190V97H189ZM202 95V96H201ZM206 96V98H205V96ZM208 95V96H207ZM128 96H130V97H132V98H130V97H128ZM140 96V97H139ZM155 96V95H154ZM164 96V97H163ZM210 96H211V98H212V96H213V100H210V99H207L208 97L210 98ZM110 97H114V96H112V94H110ZM116 97V96H115ZM114 97V98H115ZM159 97H161V98H159ZM184 97V100L182 99ZM193 97V98H192ZM195 97H197V98H195ZM201 97V98H200ZM204 97V98H203ZM89 98V99H90ZM92 98H91V100H92ZM138 100H136V99ZM143 98V99H142ZM149 98V99H148ZM158 98L160 99V100H158ZM164 98V100H162ZM179 98V99H178ZM188 98V99H187ZM203 98V99H202ZM236 98V99H235ZM140 99V100H139ZM189 99H191L190 101H188ZM200 99V100H199ZM147 102H146V101ZM151 100L153 101V102H151ZM179 100V101H178ZM183 100V101H182ZM194 100V101H193ZM196 100V101H195ZM211 101L212 103H209V102H207V101ZM237 100V101H236ZM102 101V102H101ZM141 101H143V102H141ZM159 101V102H158ZM176 101H177V103H176ZM187 103H186V102ZM199 103H198V102ZM201 101V102H200ZM202 101H203V104H201L200 105V103H202ZM132 102V103H131ZM133 102H135V104L133 103ZM140 102V103H139ZM151 102V103H150ZM155 102V103H154ZM158 103V105L159 106H161V107H163V108H161L163 111H161V109H159V106L157 107V106H155V104L157 105V103ZM161 102H162V104H161ZM181 102V103H180ZM194 102H195V105H194ZM197 102V103H196ZM216 102V101H215ZM91 103H92V101H91ZM102 105H101V104ZM146 103V104H145ZM150 105H148V104ZM115 104V103H114ZM131 104V105H130ZM139 104V105H138ZM161 104V105H160ZM179 104V105H178ZM193 104V105H192ZM197 104V105H196ZM207 104H209V105H207ZM212 104V105H211ZM78 105H80L79 103H78ZM130 105V106H129ZM135 105V106H134ZM142 105V106H141ZM148 105V106H147ZM163 105V106H162ZM184 107H183V106ZM189 106V107H186V106ZM242 105H243V109L241 108L242 107ZM98 106V107H97ZM101 106H103V107H101ZM133 106V107H132ZM142 107L141 109H139V107ZM147 106V107H146ZM152 106H154V107H152ZM200 106V107H199ZM203 106V107H202ZM211 106V107H210ZM212 106H214V107H212ZM217 106V105H216ZM100 107V108H99ZM132 107V108H131ZM151 107V108H150ZM180 107V108H179ZM190 107H191V109H190ZM193 107V108H192ZM205 107V108H204ZM207 107H210L209 109L207 108ZM237 107H238V109H237ZM261 107V108H260ZM99 108V109H98ZM145 108V109H144ZM148 108V109H147ZM156 108V109H155ZM195 108V109H194ZM208 110H207V109ZM214 109V110H212V109ZM239 108H240V110H239ZM147 109V110H146ZM151 109L153 110V112L151 111ZM164 109H166V110H164ZM183 109V110H182ZM186 109H188V110H186ZM204 109V110H203ZM211 109V110H210ZM255 109H256V111H255ZM96 110H97V112H96ZM143 110V111H142ZM183 112H182V111ZM186 110V111H185ZM190 110V111H189ZM195 112H194V111ZM217 110V109H216ZM257 110H258V112H257ZM99 111V112H98ZM136 111V112H135ZM144 111H146V112H144ZM148 111V112H147ZM151 113H150V112ZM154 111H155V115H154ZM159 111V112H158ZM180 111H181V113H180ZM185 111V112H184ZM197 111H199L198 113H197ZM202 111H204L203 113H202ZM254 111H255V113H254ZM161 112H163V113H161ZM191 112V113H190ZM236 112H238V113H236ZM264 111H262L261 112V114H258V115H263V117L262 118H264V114H262ZM85 113V112H84ZM136 113V114H135ZM147 113V114H146ZM175 113V112H174ZM185 115H184V114ZM201 113V114H200ZM235 113L237 114V115H235ZM240 113V114H239ZM243 115H242V114ZM246 113H248V114H246ZM98 114V115H97ZM141 114H143V115H141ZM148 114H150L149 115V117H147L148 116ZM161 114H163V116H166L165 118L161 115ZM167 114V113H166ZM187 114V115H186ZM189 114V115H188ZM199 114V115H198ZM146 115V116H145ZM159 115V116H158ZM197 115V116H196ZM241 115V116H240ZM103 116V115H102ZM131 116H132V119H131ZM158 116V117H157ZM160 116H162L164 119H162V118H160ZM184 116V118L182 119V117ZM187 116V117H186ZM200 116H201V118H200ZM238 116V117H237ZM239 116H240V118H239ZM247 116H249V117H251V118H254V122L253 121H249L248 120V118H247ZM141 117V118H140ZM145 119H144V118ZM156 117V118H155ZM193 117V118H192ZM140 118V119H139ZM147 118V119H146ZM148 118H150V119H148ZM153 118V119H152ZM160 120H163L164 122H165V120L167 121V122H170L171 124L169 125V123L167 124L166 122H165V124H167V126L168 127H170V131L171 132H168V133H165V135H164V132L162 131V135H161V141H163V142H161L160 141V143L158 144V148H159V150H156L155 149V147H154V144H149V143H153L151 140H148L149 138H147L148 136H150L151 135V133L148 135L147 133L148 132H146L145 130H146V128H144V126L147 124H149L148 126H150V125H154L155 124V122L157 121H159V119ZM191 118H192V120H191ZM194 118H197V120L196 119H194ZM250 118V120H253V119H251ZM97 119H95V121L97 122V123H99L98 121H97ZM158 119V120H157ZM190 120V123H189V121L188 120ZM245 119V120H244ZM139 120V121H138ZM143 120V121H142ZM146 120H153L152 122L154 123H152L151 121V123L148 121H146ZM155 120V121H154ZM186 120V121H185ZM195 120V121H194ZM201 120V121H200ZM208 120V119H207ZM103 121H105V120H103ZM128 121V120H127ZM136 121V122H135ZM141 121V122H140ZM144 121H145V123H144ZM163 121H160V122H156V124H159L160 125V123H162ZM202 121H204V122H202ZM247 121H249V122H247ZM257 121H259V122H257ZM133 122V123H132ZM185 122V123H184ZM194 122V123H193ZM198 122V123H197ZM201 122V123H200ZM240 122H242V123H244V124H242V123H240ZM255 122H257V123H255ZM126 123V124H125ZM131 123V124H130ZM135 123V124H134ZM138 123V124H137ZM175 123V122H174ZM188 123H189V125H188ZM193 123V124H192ZM205 123V124H206ZM209 123V124H208ZM221 123V124H220ZM246 123H248V124H246ZM252 123H254L255 124V129H253L254 127L253 126H251V125H254V124H252ZM259 123V124H258ZM129 124V125H128ZM136 124H137V128H136ZM140 124H144L143 126L142 125H140ZM184 124V125H183ZM195 124V125H194ZM200 124H202V125H200ZM210 124L212 125V128H211V126H210ZM243 125V126H241V125ZM250 124V125H249ZM259 125V128H260V130H259V128H258V125ZM106 125L108 126V123H106ZM105 125V126H106ZM131 125V126H130ZM139 125V126H138ZM188 126V128H187V126ZM196 125H198V126H196ZM208 125H209V127H208ZM219 125H220V127H219ZM223 125V126H222ZM257 125V126H256ZM107 126H106V128L105 129H107ZM115 126V127H114ZM117 126V127H116ZM133 126V127H132ZM148 126H146L147 127V129H148ZM171 126H172V128H171ZM175 126V125H174ZM199 126H201V127H199ZM204 126V127H203ZM205 126H207V127H205ZM216 126V127H215ZM241 127V129H242V131H241V129H240V127ZM247 126L249 127V129H246L247 128ZM263 126V127H262ZM110 127V128H111ZM140 127V129H139V133L140 134H143V133H146L147 134V136H146V134L144 135H141L140 136V142L141 143H138V145L139 146H141L140 148L137 146V143H135V140L133 141V140H131V141H128L127 142V140L129 139V137H131L130 135H132L133 133H134V131H137L138 130V128ZM141 127H143L142 128V130H141ZM178 127V126H177ZM178 127V128H179ZM194 127H195V129H194ZM197 127V128H196ZM198 127L200 128V129H198ZM137 130H136V129ZM205 128H210V129H212V130H210V129H208V130H206ZM214 128V129H213ZM215 128H217V129H215ZM263 128V129H262ZM188 129V130H187ZM189 129H191V130H189ZM196 129H197V131H196ZM202 129V130H201ZM204 129H205V131H204ZM219 129V130H218ZM175 130V131H174ZM184 130V131H183ZM188 132H187V131ZM195 130V131H194ZM238 130H239V132H238ZM249 130H251V131H249ZM254 130V131H253ZM255 130H257V132L255 131ZM261 130H263V131H261ZM120 131H119V133H120ZM132 131H133V133H132ZM142 131V132H141ZM144 131V132H143ZM161 131H159V133L161 134ZM194 131V132H193ZM200 131V132H199ZM204 133H203V132ZM207 131H210L209 133L211 134H207ZM214 131H216V132H214ZM245 131V132H244ZM248 131V132H247ZM253 131V132H252ZM259 131H261V132H263V135H262V133L261 132H259ZM138 132V131H137ZM175 132V133H174ZM227 132H229V133H227ZM247 132V133H246ZM125 133V134H124ZM172 133V134H171ZM183 133V134H182ZM190 133V134H189ZM194 133V134H193ZM207 134V135H202V134ZM234 133V134H233ZM239 133V134H238ZM245 133H246V135L247 136H249L250 135V133H251V135L249 136V137H247V138H245L246 136H245ZM255 133V134H254ZM258 133H261L259 136H258ZM171 134V135H170ZM176 134V135H175ZM181 134V137H179V135ZM185 134V135H184ZM193 134V135H192ZM201 135V136H198V135ZM215 135V136H213V135ZM220 134V135H219ZM226 134V135H225ZM235 134H238V135H241V136H239L240 138L241 137H243V138H239V137H237V135H235ZM249 134V135H248ZM253 134V135H252ZM125 136V138L127 139V140H125L124 139V141L122 142V138ZM173 135V136H172ZM178 135V136H177ZM183 135H184V137H183ZM209 135V136H208ZM216 135H218V137L217 138H215L216 137ZM221 135H225L226 137H229L230 135H231V137H232V139L234 140V141H232V139H231V141L228 143V142H226L228 139H225L226 137L225 136H222L223 137V140H222V137H221ZM194 136V137H193ZM196 136V137H195ZM197 136L198 137H200V139L198 138L197 139ZM202 136H204V137H202ZM205 136H207V138L205 137ZM221 138H220V137ZM234 136V137H233ZM236 136V137H235ZM254 136V137H253ZM262 136V137H261ZM168 137V138H167ZM172 137V138H171ZM174 137V138H173ZM176 137V138H175ZM179 137V138H178ZM187 137V138H186ZM209 137H211V138H209ZM251 137H253L252 139H251ZM261 137V139H262V141H261V139H259V138ZM147 138V139H146ZM166 138H167V140H166ZM171 140H170V139ZM180 138H182L183 140H181ZM190 138V139H189ZM194 138V139H193ZM204 140V138H205V141L203 142V140ZM208 138L210 139V140H208ZM219 138V139H218ZM236 140H235V139ZM245 138V139H244ZM255 138V139H254ZM114 139V140H113ZM177 139V140H176ZM187 141H186V140ZM189 139V140H188ZM225 139V140H224ZM229 139H230V137H229ZM237 139H239L240 141H238ZM251 141H250V140ZM258 139V141L256 142L255 140H257ZM105 140V141H104ZM130 140V139H129ZM145 140H148V141H145ZM165 140V141H164ZM173 140V141H172ZM183 142V143H181V141ZM196 140V141H195ZM200 140V141H199ZM207 140H208V142H207ZM214 140H215V142H214ZM220 141V143H219V141ZM243 140V141H242ZM260 140V141H259ZM111 141V142H112ZM115 141V142H114ZM142 141H143V143H142ZM144 141H145V143H144ZM169 141V142H168ZM195 141V143H193ZM197 141H199V142H197ZM229 141V140H228ZM248 141H250V142H248ZM253 141H255L254 143H253ZM105 142H107L108 144V146L106 145V143ZM120 142V143H119ZM129 142H131L130 144H129ZM171 142V143H170ZM174 142H175V144H174ZM186 142V143H185ZM204 143L205 144V142H207L205 145H207V146H205V148L206 149H204V147H203V149L201 148V150H200V148H198L199 147V145L201 144V145H203L204 146V144H202V143ZM212 142V144H210ZM232 142V143H231ZM242 142V143H241ZM246 142V143H245ZM262 142H263V144H262ZM112 145V146H110V144ZM116 143V144H115ZM118 143H119V145H118ZM123 143H125V144H123ZM127 143V144H126ZM148 143V144H147ZM189 143H191V144H189ZM228 143V146H226V144ZM235 143V144H234ZM114 144V145H113ZM146 144V145H145ZM165 144V145H164ZM171 144V145H170ZM176 144H178V146L176 145ZM189 144V145H188ZM193 144V145H192ZM210 144V145H209ZM216 144L217 145H220V147L219 146H217L216 147ZM223 144V145H222ZM230 144V145H229ZM242 145V147H240L241 145ZM116 145H117V147H116ZM122 145V146H121ZM124 145V146H123ZM125 145H128V146H125ZM132 145V146H131ZM173 145V146H172ZM191 145V146H190ZM195 145V146H194ZM200 145V146H201ZM215 145V146H214ZM222 145V146H221ZM238 145H240V146H238ZM244 145H245V147H244ZM260 145V146H259ZM122 148H120V147ZM147 148H146V147ZM167 146V147H166ZM169 146V147H168ZM172 146V147H171ZM175 146H177V147H175ZM183 148H182V147ZM185 146V147H184ZM193 146V147H192ZM209 146V147H208ZM212 146V147H211ZM223 146H225L224 148H223ZM253 146V147H252ZM263 148H262V147ZM110 147L112 148V149H110ZM115 148V150H113L114 148ZM119 147V148H118ZM127 149H126V148ZM130 147V148H129ZM131 147H133V149H131ZM137 147V148H136ZM148 147H150V148H148ZM165 147V148H164ZM171 147V148H170ZM190 147V148H189ZM219 147V148H218ZM234 148L235 150H232V149H230V148ZM236 147V148H235ZM249 147V146H248ZM248 147H246L245 149H247ZM116 148H118V150L116 149ZM136 148V149H135ZM139 148V149H138ZM176 150H175V149ZM197 148V149H196ZM225 148H228V149H230V150H226ZM238 148H239V150H238ZM243 148V149H242ZM123 149H124V151H123ZM126 149V150H125ZM135 149V150H134ZM142 149V150H141ZM146 149H148V151L146 150ZM151 149V150H150ZM153 149V150H152ZM172 149V150H171ZM180 149V150H179ZM211 149H212V151H211ZM215 149H217V150H215ZM220 151H219V150ZM224 149V150H223ZM242 149V150H241ZM112 152H111V151ZM117 150V151H116ZM122 150V151H121ZM129 152H128V151ZM132 150V151H131ZM137 150V151H136ZM140 150V151H139ZM159 151L158 153L159 154H155V152L154 151ZM164 150V151H163ZM167 152H166V151ZM175 150V151H174ZM182 150V151H181ZM197 150V151H196ZM198 150H200V152L198 151ZM206 150V151H205ZM221 150H223V151H221ZM262 150V151H261ZM106 151H108V152H106ZM136 151V152H135ZM139 151V152H138ZM147 151V152H146ZM152 151V152H151ZM172 151H174V153L172 154ZM194 151H196V152H194ZM203 151V152H202ZM213 151H215V152H213ZM217 151V152H216ZM219 151V152H218ZM230 153H229V152ZM237 151H239V152H237ZM242 151V152H241ZM256 151V150H255ZM105 152H106V154H105ZM109 152H111V153H109ZM114 152V153H113ZM121 152V153H120ZM126 153V154H123V153ZM143 152V153H142ZM145 152V153H144ZM154 152V153H153ZM176 152V153H175ZM178 152V153H177ZM187 152V153H186ZM192 152H194V153H199V154H201L202 155V157H203V159H202V157H201V159L202 160H204V159H206V161H204V162H209V164H212L210 167H212V166H215L216 165V163H217V167L215 166V169L213 170V168L214 167H212L211 169L209 168V172H206V173H208L209 175H207V177H209L210 176V179L212 178V177H215V176H219L220 174H222L223 173V177H224V175H225V177L223 178V180H222V182H212V185H211V181L212 180H210V186L208 187V188H210V189H207V188H201V183H200V181L201 180H199L200 179V177H199V179H198V177H196V173H195V171H193L196 175H194L193 174V172H192V170L195 168H193L192 169V167H191V163H192V166H195V164L193 163V162H195L196 160H194L195 158V156L197 157V156H199V154H193ZM202 152V153H201ZM205 152V153H204ZM222 154H221V153ZM223 152H224V155H223ZM226 152H228V153H226ZM244 152V153H243ZM112 153H113V155H112ZM116 153V156L114 155ZM118 153V154H117ZM127 153L129 154H131V155H127ZM140 153H142V154H140ZM146 153H147V155H146ZM206 153H207V155H206ZM220 153V155L218 156V157H216L218 154ZM227 154V156H226V154ZM235 153V154H234ZM111 154V155H110ZM133 154V155H132ZM145 154V155H144ZM150 154H152V155H150ZM164 154V155H163ZM188 154V155H187ZM204 154V155H203ZM210 154V155H209ZM214 154V155H213ZM234 154V155H233ZM237 154H240V155H242L241 157H240V155H237ZM101 155V156H100ZM110 155V156H109ZM126 155V156H125ZM142 155V156H141ZM167 155V156H166ZM178 155L180 156V157H178ZM183 155H184V158H183ZM191 155H193L194 157H191ZM200 155V156H201ZM216 155V156H215ZM229 155V156H228ZM104 156V157H103ZM113 156H114V158H113ZM128 156H130V157H128ZM131 156H132V159H131ZM138 156V157H137ZM145 156V157H144ZM149 156V157H148ZM159 156V157H158ZM170 156V157H169ZM176 158H174V157ZM234 156H236V157H234ZM102 157V158H101ZM106 157V158H105ZM108 157V158H107ZM135 157V158H134ZM140 157H142V158H144V159H142V158H140ZM152 157V158H151ZM158 157V158H157ZM162 157H163V159H162ZM166 157V158H165ZM174 158V160L172 159V158ZM188 157H190V158H188ZM206 157V158H205ZM209 157V158H208ZM211 157V158H210ZM224 159V161L221 159ZM223 157H225V158H223ZM242 157H244L243 159H242ZM117 160H116V159ZM123 158V159H122ZM134 158V159H133ZM154 158V159H153ZM160 158V159H159ZM171 158V159H170ZM177 158H178V160H177ZM182 158V159H181ZM194 158V159H193ZM198 158V157H197ZM214 158V159H213ZM220 158V161L222 162V164L224 165H221V162L218 160V159ZM226 158H227V160H226ZM230 158H231V160H230ZM235 158V159H234ZM239 158V159H238ZM106 159V160H105ZM110 159V160H109ZM119 159H120V161H119ZM132 161H131V160ZM140 159H142V160H140ZM152 159H153V161L154 162H152ZM158 161H157V160ZM166 159V160H165ZM188 159V160H187ZM190 159V160H189ZM209 159H213L212 161L211 160H209ZM234 159V160H233ZM238 159V160H237ZM241 159H242V161L243 162H241ZM98 160V161H97ZM105 160V161H104ZM129 160V161H128ZM145 160V161H144ZM149 160V161H148ZM177 160V161H176ZM180 160V161H179ZM182 160V161H181ZM194 160V161H193ZM215 160V161H214ZM216 160H218L219 162H220V165L218 166V161H216ZM226 160V161H225ZM235 160H236V162H235ZM116 161V162H115ZM133 161L135 162V164H133ZM151 161V162H150ZM161 161V162H160ZM164 161V162H163ZM179 161V162H178ZM188 161V162H187ZM214 161V162H213ZM241 162V163H244V164H241V163H238V162ZM107 162V163H106ZM120 162V163H119ZM121 162H123V163H121ZM128 162V163H127ZM139 164H138V163ZM142 162V163H141ZM155 162H156V164H155ZM162 162H163V164H162ZM167 162H170L169 164L170 165H168V163ZM174 162V163H173ZM191 162V163H190ZM207 162V163H208ZM211 162V163H210ZM216 162V163H215ZM227 162V163H226ZM229 162V163H228ZM234 162V163H233ZM102 163V164H103ZM126 165H125V164ZM145 163V164H144ZM147 163V164H146ZM152 163V164H151ZM154 163V164H153ZM159 163V164H158ZM181 163H183V165L182 166H180V164ZM187 163V164H186ZM196 164H197V162H195ZM112 164H113V166H112ZM116 164H117V166H116ZM179 164V165H178ZM100 165V164H99ZM121 165H123V166H121ZM129 166V168L130 169H128V166ZM132 165V166H131ZM133 165H137V167H135V166H133ZM138 165L140 166L139 168H138ZM142 165V166H141ZM151 165V166H150ZM153 165V166H152ZM156 165H159V166H156ZM199 165V163L196 165V166H198ZM226 165V166H225ZM233 165V166H232ZM237 165V166H236ZM239 165V166H238ZM126 168H125V167ZM145 166H146V169H145ZM148 166H150V167H148ZM167 167V169H166V167ZM168 166H170V167H168ZM177 166V167H176ZM186 166H188L187 168H186ZM232 166V167H231ZM243 166V167H242ZM113 167H114V169H113ZM116 167H118V168H116ZM132 167V168H131ZM156 167V168H155ZM219 167V169H221V170H217V168ZM221 167V168H220ZM229 167H230V170H229ZM240 167H241V169H243L244 170V173H243V170H241L240 169ZM111 168V169H110ZM119 168H121V169H119ZM124 168V169H123ZM143 168V169H142ZM154 169V170H152V169ZM178 168H180V170H181V172L178 170ZM189 168H191L192 170H191V174H190V169ZM224 168H226L225 170H224ZM232 168H234L236 171H235V173L233 174V172H234V169H232ZM240 170H239V169ZM102 169V170H101ZM106 169V170H105ZM112 169H113V171H112ZM128 169V170H127ZM137 171H136V170ZM150 169V170H149ZM159 169V170H158ZM173 169V170H172ZM184 169H186V170H184ZM263 169V170H262ZM109 170V171H108ZM117 170V171H116ZM121 170V171H120ZM127 170V171H126ZM140 170H142V171H140ZM157 172H156V171ZM162 170V171H161ZM172 170V171H171ZM176 170L178 171V172H176ZM188 170V172L189 173H187L186 171ZM222 170H224L225 171V173L226 174H224V171H222ZM232 170V171H231ZM105 171V172H104ZM120 171V172H119ZM129 171V174L128 173H126V172H128ZM168 172V173H166V172ZM262 171V172H261ZM85 171H83V173H84ZM139 172H142V173H140L139 174ZM145 174H144V173ZM148 172V174H146ZM155 172H156V174H155ZM160 172V173H159ZM174 172H176L175 174H174ZM183 172V173H182ZM216 172V173H215ZM217 172H219V174L217 173ZM221 172V173H220ZM232 172V173H231ZM242 172V173H241ZM116 173V174H115ZM132 173V174H131ZM164 173V175H163V177H162V174ZM215 173V174H214ZM239 173V175H237ZM246 173V174H245ZM121 174V175H120ZM128 174V175H127ZM139 175V176H136V175ZM152 174H153V176H152ZM172 174V175H171ZM176 174L178 175V176H176ZM184 174H185V176H184ZM189 174H190V176L192 177H190L189 176ZM211 174V175H210ZM217 174V175H216ZM250 174V175H249ZM99 175H101V177H99ZM103 175H105V176H103ZM110 175H111V177H110ZM116 175V176H115ZM131 175V176H130ZM133 175V176H132ZM141 175V176H140ZM147 175V176H146ZM159 175H161V176H159ZM170 175V176H169ZM176 177H175V176ZM181 175V176H180ZM194 175V176H193ZM215 175V176H214ZM231 176V177H228L227 178V176ZM241 175H242V177H244V178H241ZM244 175V176H243ZM249 175V177H247ZM109 178H108V177ZM115 176V177H114ZM117 176H118V178H117ZM123 176V177H122ZM150 176V177H149ZM155 176V177H154ZM167 176V177H166ZM172 176H174L173 178H172ZM181 178H180V177ZM212 176V177H211ZM235 177L234 179L232 178V177ZM238 176V177H237ZM248 178V179H252L251 181H253V184H254V186H253V184H252V182L250 181H246V180H248V179H246V177ZM99 177V178H98ZM113 177H114V179H113ZM122 177V178H121ZM129 179H128V178ZM138 177V178H137ZM157 177V178H156ZM161 177V178H160ZM165 177H166V179L168 180H166L165 179ZM179 179H178V178ZM188 177V178H187ZM237 177V178H236ZM115 178H116V180H115ZM120 178V179H119ZM125 178V179H124ZM136 178H137V180H136ZM150 178V179H149ZM154 178V179H153ZM160 178V179H159ZM171 178V179H170ZM187 178V179H186ZM225 178H227V179H225ZM233 180V181H235V182H232L231 181V179ZM238 178H241V179H243V180H241L242 182H240V180L238 179ZM95 179V181H93V180ZM100 179V180H99ZM140 179V180H139ZM160 180V182H159V180ZM163 179V180H162ZM181 179H182V181H181ZM183 179H184V182H183ZM236 179V180H235ZM246 179V180H245ZM102 180V181H101ZM104 180V181H103ZM105 180H106V182H105ZM107 180H110V181H107ZM131 180V181H130ZM142 180V181H141ZM156 180V181H155ZM177 180H180V182H178ZM191 180V181H190ZM194 180V181H193ZM227 180H229L230 182H231V184H229L230 182H228ZM238 180V181H237ZM100 181H101V183H100ZM116 181V182H115ZM118 181V182H117ZM121 181V182H120ZM122 181H124L123 183H122ZM127 181V182H126ZM130 181V182H129ZM139 181H140V186L142 185V192L141 193H147V192H151L150 194L149 193H147V195H146V193L145 194H139L140 192H138L137 190H138V187L137 186H139ZM148 181H150L149 183H148ZM197 181H199V182H197ZM228 183H227V182ZM236 181H237V183L238 184H235L236 183ZM243 181H245V182H243ZM93 182V183H92ZM109 182V183H108ZM112 182H114V183H112ZM119 182H120V184H119ZM132 182V183H131ZM164 182V183H163ZM182 182V183H181ZM224 182H226L225 184H224ZM251 183L250 185L252 186H250L249 184H247V183ZM86 183V184H85ZM98 183H99V185H98ZM116 183V184H115ZM122 183V184H121ZM130 183V184H129ZM148 183V184H147ZM155 183V184H154ZM163 183V184H162ZM178 183H179V185H178ZM186 183V184H185ZM199 185H198V184ZM242 185H240V184ZM246 183V184H245ZM87 184H88V186L89 187H87ZM93 184H95V185H93ZM104 184V185H103ZM110 184V185H109ZM115 184V185H114ZM117 184H119V185H117ZM129 184V185H128ZM133 184H135V185H133ZM145 184V185H144ZM151 184H153V185H151ZM177 184V185H176ZM183 184H184V187H185V189H184V187H183ZM189 184L191 185V186H189ZM195 185L196 184V186H193V185ZM216 184V185H215ZM219 184H221V185H225L222 189H223V191L225 190V191H227V193L225 192H222L223 194H224V196L222 197V193H221V191L222 190H220V192L218 191L219 190V188L221 189V186H219ZM93 185V186H92ZM97 185V186H96ZM164 185V186H163ZM176 185V186H175ZM182 185V188L181 187H177V186H181ZM213 185H215L216 186V188H214V187H212ZM227 185H229V186H227ZM232 185V186H231ZM237 185V186H236ZM246 185H248V186H246ZM113 186V187H112ZM116 186V187H115ZM118 186V187H117ZM121 186V187H120ZM127 186H129V187H127ZM131 186V187H130ZM135 186V187H134ZM157 186V187H156ZM160 186V187H159ZM187 186V187H186ZM193 186V187H192ZM231 186V188H230V190H229V187ZM234 186V187H233ZM239 186V187H238ZM241 186V187H240ZM243 186H244V189H242L243 188ZM247 188H246V187ZM80 187L81 188H85V189H90V187H91V189L90 190H88L87 189V191L86 190H84V189H80ZM96 187H99V188H96ZM101 187V188H100ZM115 187V188H114ZM133 187V188H132ZM152 187V188H151ZM155 187L157 188V189H155ZM161 187H163V189L161 188ZM177 187V188H176ZM191 188V190H190V188ZM195 187V188H194ZM198 187V188H197ZM219 187V188H218ZM251 187V188H250ZM256 187V188H255ZM109 188V189H108ZM146 188V189H145ZM149 188V189H148ZM192 188L194 189V190H192ZM201 188V189H200ZM213 188H214V190H213ZM218 188V189H217ZM225 188V189H224ZM233 188V189H232ZM238 189V190H236V189ZM255 188V189H254ZM259 190H258V189ZM99 189V190H98ZM104 190L103 192H102V190ZM112 189V190H111ZM129 189V190H128ZM135 189V190H134ZM151 189V190H150ZM154 189H155V192L153 193L152 191H154ZM159 189V190H158ZM162 189V190H161ZM181 189L182 190H184V191H181ZM187 189H188V191H187ZM203 189V190H202ZM205 189V190H204ZM212 189V190H211ZM235 189V190H234ZM245 189H247V192L245 191ZM97 190V191H96ZM106 190V191H105ZM117 190H118V193H117ZM119 190H121V191H123V192H121V191H119ZM133 190V191H132ZM147 190H150V191H147ZM160 190H161V192H163V193H161L160 192ZM180 190V191H179ZM191 192H195V194H194V192L193 193H191ZM200 190H201V192H200ZM215 190H217L218 191V194H217V191H215ZM232 190H234V191H232ZM241 190V191H240ZM244 190V191H243ZM248 190H249V192H248ZM252 190V191H251ZM258 190V191H257ZM264 190V189H263ZM91 191V192H90ZM96 191V192H95ZM101 191V192H100ZM126 193H125V192ZM132 191V192H131ZM179 191V192H178ZM205 191V192H204ZM212 193H211V192ZM238 191V192H237ZM255 191L257 192L256 194H255ZM85 192V193H84ZM90 194H88V193ZM105 192V193H104ZM113 192H114V194H113ZM121 192V193H120ZM131 192V193H130ZM157 192L159 193L160 192V195L159 194H157ZM177 192V193H176ZM185 192L187 193V195L185 194ZM208 192V193H207ZM214 192V193H213ZM236 192H237V196H238V198H240L239 199V201H238V204H239V206H236L237 204H236V202H235V200H238L237 199V196H236V198L234 199V197H235V195H236ZM243 192H245V193H243ZM258 192L261 194V197H259L258 195ZM85 194V196H83L84 194ZM95 193H96V195H95ZM102 193V194H101ZM104 193V194H103ZM108 193V194H107ZM123 193H125V194H123ZM131 195H130V194ZM133 193V194H132ZM139 195H138V194ZM192 195H191V194ZM209 193H210V196H208L209 195ZM216 193V194H215ZM229 193V194H228ZM234 195H233V194ZM247 193V194H246ZM87 194L89 195L88 197H87ZM99 194H101V196H99ZM106 194V195H105ZM186 195V197H185V195ZM200 194V195H199ZM202 194V195H201ZM213 194V195H212ZM222 194V195H221ZM228 194V195H227ZM241 194H243V197H242V195ZM244 194H246V195H244ZM253 196V197H251V195ZM92 195V196H91ZM93 195H94V197H93ZM105 195V196H104ZM109 195V197H106V196H108ZM113 195V196H112ZM124 195V196H123ZM137 195H138V197H137ZM145 195V196H144ZM167 195V196H166ZM188 195H189V197H188ZM197 195V196H196ZM208 197H207V196ZM220 195H221V197H220ZM225 195H227V197L225 196ZM232 195V196H231ZM250 195V196H249ZM256 195V196H255ZM99 197L98 199H97V197ZM115 196V197H114ZM123 196V197H122ZM132 196H133V199H132ZM148 196V197H147ZM151 196H153L152 198H151ZM155 196V197H154ZM159 196V197H158ZM182 196V197H181ZM192 196V197H191ZM212 196V197H211ZM215 196V197H214ZM246 196H248V197H246ZM258 196V197H257ZM105 199H104V198ZM131 197V198H130ZM166 199H165V198ZM196 197H198V198H196ZM213 198V199H211V198ZM230 197H232V198H230ZM241 197H242V199H241ZM245 197V198H244ZM93 198H95V199H93ZM108 198V199H107ZM110 198H111V200L112 201H110ZM123 198V199H122ZM139 198V199H138ZM146 198V199H145ZM161 198V199H160ZM163 198V199H162ZM187 198V199H186ZM189 198V199H188ZM203 198V199H202ZM209 200H208V199ZM219 198H221L220 200H222V201H220L219 200V202L218 201H216V200H218ZM225 198H226V200L228 199V201H230L229 203H234V204H232V206H234L235 204V209L234 208H232V206L230 207V206H228V201H226L225 200ZM244 198V199H243ZM249 200H251V201H249ZM251 198V199H250ZM257 198H259V199H257ZM85 199V200H84ZM100 199V200H99ZM107 199V200H106ZM115 199V200H114ZM137 199V200H136ZM150 199V200H149ZM186 201H185V200ZM200 199V200H199ZM205 199H207V201L209 202L210 200V204H212V207H210L211 205L205 200ZM229 199H234V201L233 202H231L232 200H229ZM252 199H255V200H257V201H253ZM87 200V201H86ZM93 200V201H92ZM104 201V202H102V201ZM108 200H109V202H108ZM118 200V201H117ZM120 200V201H119ZM123 200H125V203L124 204H127L126 206L124 205V207H122L123 206ZM151 200H153L152 202H151V204H150V201ZM159 200V201H158ZM163 200V201H162ZM181 200V201H180ZM182 200H184L183 202H182ZM193 200V201H192ZM205 200V201H204ZM212 200L214 201H216L217 203H216V207L215 206H213V204H215V201L214 202H212ZM223 200L224 201H226L225 203L227 204V205H225L224 204V202H223ZM247 200V201H246ZM91 201V202H90ZM116 203H115V202ZM123 201V202H122ZM128 201V202H127ZM129 201H131V202H129ZM135 203H134V202ZM140 201V202H139ZM158 201V202H157ZM165 201V202H164ZM167 201V202H166ZM199 201V202H198ZM202 201H203V203H202ZM240 201H242L241 203H239ZM253 201V203H251ZM88 202H89V204H88ZM94 202V203H93ZM100 202V203H99ZM108 203V205H106L107 203ZM119 202H121V203H119ZM127 202V203H126ZM133 202V203H132ZM143 204H142V203ZM145 202H146V204H145ZM180 204H179V203ZM189 202H192V203H189ZM196 202V203H195ZM198 202V203H197ZM205 202H207L208 204L207 205H205L206 203ZM212 202V203H211ZM221 202H222V205H221ZM244 202V203H243ZM248 202V203H247ZM97 203V204H96ZM100 205H99V204ZM109 203H111V204H109ZM114 203V204H113ZM141 203V204H140ZM154 203V204H153ZM166 203V204H165ZM183 203V204H182ZM189 203V204H188ZM249 203H251V204H249ZM254 203H256V204H254ZM258 203H259V205H258ZM71 204V203H70ZM82 204V205H81ZM84 204L87 206V207H85L84 206ZM92 204V205H91ZM120 204V205H119ZM163 204V205H162ZM179 204V206H177ZM182 204V205H181ZM191 204V205H190ZM194 205V207H193V205ZM199 204V205H198ZM219 204V205H218ZM231 204H229V205H231ZM247 204V205H246ZM94 205V206H93ZM98 205H99V207H98ZM112 205H113V207H112ZM132 205V207H130L131 209L130 210H132V209H137V211L136 210H132L131 211V213H130V211H129V206H131ZM136 205V206H135ZM152 205H153V208H152ZM156 205V206H155ZM161 205H162V207H161ZM189 205V206H188ZM204 206V207H201V206ZM221 205V206H220ZM249 205V206H248ZM256 207H255V206ZM261 205V206H260ZM67 206H71V205H66V207ZM92 206V207H91ZM114 206H116V207H114ZM138 206V207H137ZM142 206V207H141ZM149 208H148V207ZM174 206H177V207H175V208H177V211H175V208H174ZM181 206H186V208L185 207H181ZM197 206V207H196ZM208 207V209H207V207ZM220 206V207H219ZM226 206V207H225ZM242 208H241V207ZM244 206H245V208H244ZM247 206H248V208H250V209H248L247 208ZM258 206V207H257ZM73 207V206H72ZM96 207V208H95ZM102 207H103V209H102ZM112 208V211H114V212H116V213H114V212H112L111 211V208ZM118 207V208H117ZM127 207V208H126ZM136 207V208H135ZM147 207V208H146ZM188 207V208H187ZM200 207V208H199ZM215 207V208H214ZM223 207H225L224 209H223ZM229 207H230V209L232 208V209H234V210H230L229 209ZM252 207H254V208H252ZM81 208V209H80ZM98 208V209H97ZM99 208H101V209H99ZM109 208V209H108ZM113 208L116 210H113ZM181 208V209H180ZM182 208H185L184 210L182 209ZM193 208H195V209H193ZM202 208V209H201ZM215 210H214V209ZM219 208H222V210L221 211H219ZM238 210H237V209ZM261 208V209H260ZM76 209H78V210H81V211H79V213H78V210H76ZM85 209V210H84ZM121 209V210H120ZM155 209V210H154ZM157 209V210H156ZM186 209H188V211H186ZM198 209H199V212H198ZM206 211H204V210ZM213 209V210H212ZM228 209V212L226 213L224 210H227ZM243 209V210H242ZM244 209H246V210H248V211H246V210H244ZM263 209V210H262ZM73 210V211H74ZM84 210V212H86L85 214H83L84 212H82ZM90 210V211H89ZM95 210V211H94ZM101 212H100V211ZM109 212H111V213H109ZM141 210V211H140ZM150 210V211H149ZM171 210H173L172 212H171ZM180 210H181V212H180ZM191 210H192V212H191ZM240 210H241V212H240ZM257 210H258V212H257ZM97 211V213H95ZM106 211V212H105ZM125 211V212H124ZM150 212V214H149V212ZM159 211V212H158ZM183 211V212H182ZM195 211V212H194ZM196 211H197V213H196ZM217 211V212H216ZM230 211V212H229ZM246 211V212H245ZM249 211H250V213H249ZM252 211H253V213H252ZM256 211V212H255ZM263 211V212H262ZM103 212V213H102ZM108 212V213H107ZM118 212V213H117ZM122 212V213H121ZM128 212V213H127ZM137 212H141V213H137ZM148 212V213H147ZM153 212V213H152ZM190 212H191V214H193V215H191V216H189L190 215ZM205 212V213H204ZM235 212V213H234ZM238 212V213H237ZM257 214V216H260L261 215V217H257L256 216V214ZM89 213V214H88ZM105 213V214H104ZM123 214L122 216H123V219H122V216L120 215V214ZM132 213L133 214H135L134 216H132ZM156 213V214H155ZM171 213V214H170ZM180 213V214H179ZM185 213V214H184ZM195 213V214H194ZM200 213V214H199ZM202 213V214H201ZM209 213V214H208ZM211 213V214H210ZM214 213H216V214H218V215H213ZM222 213V214H221ZM232 214V213H234L233 214V216L235 217L234 219L233 218H231V217H233V216H231V215H229V214ZM242 214V215H244V216H242V215H240V214ZM245 213V214H244ZM247 213V214H246ZM260 213V214H259ZM33 214L34 215H36V212H33ZM110 214V215H109ZM113 214H115V215H112ZM126 214H129V217H131L132 216V218L130 219L129 217H126L127 215ZM142 214V215H141ZM145 214V215H144ZM176 216H175V215ZM184 216H183V215ZM186 214H188L187 215V217H186ZM199 215L198 217H197V215ZM204 214V215H203ZM236 214H238V216L236 215ZM253 214H255V215H253ZM259 214V215H258ZM14 214H5L4 216H3V219H4V217L5 216H7V217H5V219L4 220H6L7 218L8 219H10V221L9 220H7L6 221V224H5V221L3 222L4 223V227H5V225L7 226L8 224H9V228L8 229H10V230H8L6 227L4 228V229H6L8 232H15V231H17V229L18 228H14V229H16V230H12L11 231V228L12 227H15V225H16V223H17V219H14V216H13ZM69 215H71L72 216V218H70L71 216H69ZM88 215V216H87ZM98 215V216H97ZM102 215V216H101ZM106 217H105V216ZM120 216V217H118V216ZM125 215V216H124ZM146 215H147V217H146ZM151 217H149V216ZM182 215V216H181ZM195 215V216H194ZM201 215V216H200ZM206 215V217L205 218H203L204 216ZM213 215V216H212ZM219 215H220V217H219ZM227 215H229L227 218H228V220H230V224H229V221H227L226 219L227 218H225ZM250 215H251V217H250ZM253 215V216H252ZM9 216V217H8ZM69 216V217H68ZM109 216V217H108ZM112 216V217H111ZM144 216V217H143ZM155 218H154V217ZM171 216V217H170ZM176 218H174V217ZM194 216V217H193ZM208 216H209V218H208ZM212 218H211V217ZM214 216L216 217V218H214ZM242 216V217H241ZM11 217H13V218H11ZM69 218V220H68V218ZM78 217H79V219H78ZM84 217V218H83ZM87 217V218H86ZM90 217V218H89ZM113 217H115V218H113ZM124 217H125V219H124ZM136 217V218H135ZM179 217V218H178ZM184 217H186V218H184ZM195 217H197L196 219H195ZM218 217V218H217ZM222 217H224V218H222ZM248 218V219H246V218ZM253 217V218H252ZM254 217H256L255 219H254ZM16 218V217H15ZM27 218V217H26ZM40 218V219H39ZM89 218V219H88ZM109 218H111L110 220H109ZM129 218V219H128ZM134 218V219H133ZM140 218H141V220H140ZM150 218V219H149ZM155 219L154 221H152L153 219ZM172 218L174 219V220H172ZM182 218V219H181ZM191 218H192V220H191ZM202 218L204 219V220H202ZM231 218V219H230ZM239 220H238V219ZM243 218V219H242ZM257 218H260L259 220H260V223L258 224V222H259V220L257 219ZM12 219H13V221L15 220L16 221V223H15V225L13 224V221H12ZM28 219V218H27ZM41 221V222H39V220ZM75 219V220H74ZM96 219V220H95ZM103 219H107V221L105 222ZM114 219V220H113ZM122 219V220H121ZM127 219H128V221H127ZM133 219V220H132ZM143 219H144V221H143ZM161 219V220H160ZM186 221H185V220ZM193 219H194V221H193ZM198 219H199V221H198ZM209 219V220H208ZM219 219H221V220H219ZM223 219V220H222ZM232 219H233V221H232ZM250 219H254L252 222L254 223V225H253V223L250 221ZM71 220V221H70ZM87 220V221H86ZM89 220V221H88ZM91 220V221H90ZM103 220V221H102ZM113 220V221H112ZM130 220V221H129ZM156 220H157V222H156ZM176 220V221H175ZM187 220H189L188 222L189 223H191L190 221H192V227H191V225L189 224L188 225V222H187ZM195 220H196V222H195ZM206 220V221H205ZM214 221V223H213V221ZM226 220V221H225ZM250 221V223L248 222V223H246V221ZM256 220H258V222L256 221ZM14 221V222H15ZM66 221V222H65ZM71 223H70V222ZM83 221V222H82ZM85 221V222H84ZM110 221V222H109ZM118 221V223L116 224V222ZM123 221V222H122ZM137 221V222H136ZM153 222V224H151V222ZM158 221H160V222H162V224L160 223V222H158ZM208 221H211V222H209L208 223ZM238 222L239 223V225L236 223V222ZM240 221V222H239ZM256 221V222H255ZM30 222V223H29ZM33 222V223H32ZM79 222H81V223H79ZM95 222V223H94ZM105 222V223H104ZM133 222H135L134 224H133ZM139 222V223H138ZM144 222V223H143ZM148 222L150 223V224H148ZM178 222V223H177ZM181 222V223H180ZM195 222V223H194ZM201 222L203 223H205V224H202L201 225ZM227 223V224H225V223ZM245 222V224H244V226H243V223ZM8 223V224H7ZM65 223H69L68 225L67 224H65ZM74 223V224H73ZM84 223H85V225L87 226H85L84 225ZM89 223H90V225H91V223H93L94 225H96L95 227L93 226V224L91 225V226H88L89 225ZM98 223V224H97ZM107 223V224H106ZM120 223V224H119ZM122 223V224H121ZM125 223H127V224H125ZM130 223H132L131 225H130ZM157 223H160V225L159 224H157ZM166 223V224H165ZM173 223V224H172ZM187 223V224H186ZM198 223H200V226H199V224ZM215 223L217 224V225H215ZM231 223H232V225H231ZM237 225H236V224ZM240 223H241V225H240ZM12 226H11V225ZM26 224V222L24 223V225ZM32 224H34V225H32ZM88 224V225H87ZM107 226H106V225ZM111 224H115V225H112V227H111ZM126 226H124V225ZM149 225L150 227L148 228L147 226L145 227L144 225ZM164 224V225H163ZM167 224H169V226L167 225ZM170 224H172V225H174V226H171ZM182 224H185V225H182ZM195 224V226H193ZM196 224H197V226H196ZM223 224V226L222 227H217V226H221ZM247 224V225H246ZM257 224V226H255ZM14 225V226H13ZM19 224L17 223V225H16V227L18 226ZM66 225V226H65ZM70 225V228H68V226ZM80 225V226H79ZM101 225V226H100ZM110 225V226H109ZM130 225V226H129ZM137 225V226H136ZM157 225H159V226H157ZM161 225H163V227L161 226ZM167 227H166V226ZM176 225V226H175ZM178 225V226H177ZM188 225V226H187ZM203 225H209L208 227H206L205 226V229H204V227H203V229L201 228ZM211 225H212V227H211ZM215 225V226H214ZM230 225V226H229ZM253 225V226H252ZM10 226H11V228H10ZM73 226V227H72ZM79 226V227H78ZM114 226H115V228H114ZM134 226V227H133ZM141 226H143V227H141ZM154 226H155V228H154ZM160 226L164 229H161L160 228ZM181 226V227H180ZM185 226V227H184ZM226 226V227H225ZM227 226H229L228 227V230H227ZM232 226H234V228L232 227ZM238 226V227H237ZM239 226H243V227H239ZM247 228H246V227ZM249 226V227H248ZM251 226V227H250ZM260 226V227H259ZM264 226V225H263ZM18 227H21L20 225L18 226ZM22 227H23V225H22ZM19 228V233L20 234H24V233H22V230H24V228ZM75 227V228H74ZM90 227V228H89ZM100 227V228H99ZM109 227V228H108ZM121 227V231L123 230V232H121L120 230H118L119 228ZM131 227H133V229L131 228ZM139 229H138V228ZM159 227V228H158ZM167 229H166V228ZM169 227V228H168ZM171 227V228H170ZM175 227V228H174ZM183 227V228H182ZM190 227V228H189ZM196 227V228H195ZM224 227V228H223ZM232 227V228H231ZM235 227H237V228H235ZM253 227V228H252ZM257 227H258V229H257ZM33 228H34V230H33ZM37 228V229H36ZM66 228V229H65ZM82 228H84V229H82ZM88 228H89V231H88ZM102 228V229H101ZM125 228V229H124ZM136 228V229H135ZM141 228V229H140ZM146 228V229H145ZM178 228V230H176ZM182 228V231L180 230ZM187 228V229H186ZM194 228V229H193ZM198 228H200V229H198ZM216 228V230H217V232L214 230ZM220 229V231H219V229ZM241 228V230L239 231V229ZM244 228V229H243ZM256 228V232L254 231V229ZM13 229V228H12ZM35 229H36V231H35ZM76 229V230H75ZM94 229H96V231L93 230ZM100 229V230H99ZM129 229V230H128ZM160 229V230H159ZM191 229V230H190ZM192 229L194 230V231H192ZM202 229V231H200V233H198L199 232V230H201ZM209 229V230H208ZM212 229V230H211ZM233 229V230H232ZM234 229H236V230H234ZM247 229H249V231L247 230ZM251 229V230H250ZM260 229V230H259ZM6 230H4V231H6ZM73 230V231H72ZM87 230V231H86ZM91 230V231H90ZM102 230V231H101ZM127 231L128 233H126V232H124V231ZM138 232V234L136 233V231ZM141 232V230H142V234L140 233L139 234V231ZM146 231V230H148V231H146V232H144L143 233V231ZM152 230H153V232L156 234V235H154L153 234V232H152ZM166 230V231H165ZM168 230V231H167ZM179 230H180V233H179ZM189 230H190V232H189ZM203 230H205V231H203ZM227 230V231H226ZM245 230V231H244ZM262 230V231H261ZM35 231V232H34ZM40 231V232H39ZM109 231V232H108ZM132 231V232H131ZM159 231H160V233H159ZM163 231V232H162ZM183 231H185L184 233H183ZM212 231H214V232H212ZM230 231V232H229ZM232 231V232H231ZM238 233H237V232ZM246 232L247 233V235H246V233H244V232ZM250 232L249 234H248V232ZM260 231V232H259ZM8 232H7V235H8ZM12 232V233H13ZM18 232V231H17ZM23 232H25V231H23ZM69 232V233H68ZM84 232V233H83ZM92 232H93V234H92ZM106 232V233H105ZM117 232V233H116ZM167 232V234H165V233ZM176 232H178V234L176 233ZM186 232H188V235H189V237H188V235H187V233ZM192 232H196V233H192ZM204 232H206V233H204ZM208 232H209V234H210V232L212 233L210 236H209V234H208ZM224 232V233H223ZM235 232V233H234ZM251 232H252V234H251ZM255 234H254V233ZM257 232H259L260 233V235L258 236L257 234H259V233H257ZM261 232H263V233H261ZM68 233V234H67ZM72 233V234H71ZM75 233H76V235H75ZM89 233H91V234H89ZM111 233V234H110ZM120 233H122V235H119ZM135 235H134V234ZM150 235H149V234ZM159 235H158V234ZM164 233V234H163ZM172 233V234H171ZM174 233V234H173ZM182 233L183 234H185V235H183V236H181L182 235ZM194 235V236H190V235H192V234ZM197 233L198 234H200V235H197ZM215 233V234H214ZM218 233H220V234H218ZM230 233V234H229ZM232 233V234H231ZM53 234V235H52ZM74 234V235H73ZM79 234V235H78ZM81 234H84V235H81ZM87 234V235H86ZM113 234V235H112ZM116 235V237L118 236V238H116V237H114L115 235ZM126 236H128V237H126L125 238V235ZM144 234V235H143ZM147 234V235H146ZM151 234H153V235H151ZM161 234V235H160ZM202 234V235H201ZM236 234V238H238V236H239V238L238 239H235V238H233V237H235L234 235ZM263 234V235H262ZM7 235H5L4 234V236L2 235V237L1 238H4L5 236V238L2 240L1 239V243H4V242H2V241H5V243L7 242V239H8V236ZM44 235V236H43ZM53 236V237H51L50 239H49V237L50 236ZM93 235V236H92ZM95 235V236H94ZM107 237H105V236ZM123 235H124V237H123ZM134 235V236H133ZM136 235L138 236V237H136ZM168 235V236H167ZM176 235V236H175ZM178 235V236H177ZM217 235V236H216ZM225 235H228V236H225ZM231 235V236H230ZM242 235V236H241ZM254 235V236H253ZM257 235V236H256ZM48 237V239L50 240V242H46V241H49L48 239H47V237ZM69 236V237H68ZM83 236H84V238H83ZM91 238H90V237ZM101 238V241H100V238ZM123 238H122V237ZM148 236V237H147ZM165 236H167L166 237V239H165ZM187 236V237H186ZM199 236V237H198ZM208 236H209V238H208ZM214 236V237H213ZM221 236V237H220ZM230 236V237H229ZM243 237V238H241V237ZM250 236H252L253 238H251ZM261 236V237H260ZM55 237V238H54ZM72 237V238H71ZM73 237H76V238H73ZM78 237V238H77ZM87 237H88V239H87ZM94 237V238H93ZM103 237V238H102ZM113 237V238H112ZM149 237H151V238H149ZM155 237V238H154ZM158 237V238H157ZM174 237V238H173ZM181 237V238H180ZM182 237H183V240H182ZM195 237H197V239L195 238ZM201 237H203V238H201ZM205 237H207L208 239H209V241L211 242V243H215V245H214V243L213 244H211L208 240H207V238H205ZM219 238V239H221L222 238V240H219V239H217V238ZM251 238V240L250 239H248V238ZM255 237H257L256 239H257V241H256V239H255ZM260 237V238H259ZM53 238H54V241H55V239L56 240H58V239H61V240H59V241H55V244H54V242L52 241L53 240ZM68 238V239H67ZM86 238V239H85ZM95 238H96V240H95ZM99 238V239H98ZM125 238V239H124ZM137 238H138V240H137ZM141 238H142V241H145V242H148L147 243V246L148 247H146V248H143L142 246V244H144L145 242H143V243H141L140 244V242H141ZM147 238V239H146ZM157 238V239H156ZM161 238V239H160ZM171 238H172V243L170 242V244H169V242L168 241H171ZM177 240H176V239ZM190 238H191V241H192V243H191V241L189 242V240H190ZM192 238H194L196 241H194V239H192ZM201 238V239H200ZM205 238V239H204ZM231 238H232V241H231ZM46 239V240H45ZM64 239V240H63ZM84 239V240H83ZM90 239V240H89ZM98 239V240H97ZM103 239V240H102ZM107 239V240H106ZM111 239L113 240V241H111ZM115 239V240H114ZM119 241H118V240ZM130 239L132 240L131 242H130ZM133 239H136L135 240V242L133 241ZM139 239H140V241H139ZM149 239L150 240H154V241H156L155 243H157V244H154V242L153 241H151V242H153V244L152 243H150V241H149ZM159 239V240H158ZM181 239V240H180ZM189 239V240H188ZM199 239L201 240V244H198V242L200 243V241H199ZM211 239H215L214 241H211ZM217 239V240H216ZM224 239V240H223ZM230 239V240H229ZM235 239V240H234ZM242 239H245V240H242ZM259 239V240H258ZM9 240V239H8ZM45 240V241H44ZM81 240H83V241H81ZM95 242H94V241ZM128 240V241H127ZM161 240H162V242H161ZM164 240V241H163ZM181 242H180V241ZM197 240H198V242H197ZM207 240V241H206ZM64 241V242H63ZM87 241L89 242V243H87ZM98 241V242H97ZM100 241V242H99ZM102 241H104V243H101ZM106 241V242H105ZM111 241V242H110ZM118 242V243H116V242ZM127 241V243H125ZM136 241H138L139 242V244H137L136 243ZM157 241H159V242H157ZM177 241V242H176ZM183 241H184V243H183ZM189 242V244H187L186 245V243L185 242ZM221 241V243H219ZM237 241H239V242H237ZM242 241V242H241ZM249 241V242H248ZM252 241H254V242H252ZM255 241L258 243H256V244H254L255 243ZM42 242V243H41ZM44 242V243H43ZM107 242H109V243H107ZM119 242H122L121 244L119 243ZM187 242V243H188ZM194 242H195V244H194ZM205 242V243H204ZM206 242L207 243H209V244H206ZM235 242L236 243H239V244H235ZM244 242V243H243ZM45 243H47V244H45ZM61 243H62V245H61ZM73 243H74V245H73ZM85 245H83V244ZM87 243V244H86ZM98 245H97V244ZM107 245H106V244ZM110 243H111V245H110ZM113 243V244H112ZM116 243V244H115ZM129 243V244H128ZM134 245L133 247H132V245ZM135 243V244H134ZM152 244V245H150V244ZM163 243V244H162ZM167 243V244H166ZM180 244V243H182V244H180V245H177V244ZM190 243L192 244V246L194 245L195 247H190L191 245H190ZM226 243V244H225ZM232 243V245H230V244ZM245 243H246V245H245ZM250 245H249V244ZM252 243V244H251ZM43 244V245H42ZM57 244H59V245H57ZM64 244V245H63ZM72 244V245H71ZM81 244V245H80ZM99 244H101L100 245V247H99ZM103 244L105 245V247H103ZM109 244V245H108ZM119 244V245H118ZM125 244V245H124ZM137 244V245H136ZM146 244V243H145ZM164 247V250H163V247L161 246V245ZM173 244V245H172ZM175 244V245H174ZM218 244H219V246H218ZM223 245V247L225 246V247H227V249H229V250H227L226 248H223L222 247V245ZM230 246H229V245ZM243 244V245H242ZM2 245H4V244H1V246L0 247H2ZM6 245H7V243L3 246L4 248H5V250L4 249H2V248H0V250H2L3 251V253H6L7 252V254H8V249L6 250ZM61 245V246H60ZM89 245V246H88ZM121 245V246H120ZM124 245V246H123ZM129 245V246H128ZM171 245V246H170ZM182 245V246H181ZM189 245V246H188ZM197 245V246H196ZM206 245H208V247H210V248H208V247H206V250H209V249H211V251H209L210 252V254H209V252L208 251H206V250H204L205 248H204V246H206ZM234 245V246H233ZM238 245V246H237ZM240 245V246H239ZM247 245H249V246H247ZM254 245H256V247L254 246ZM59 248H58V247ZM63 246V247H62ZM65 246V247H64ZM67 246V247H66ZM78 246H80V247H78ZM87 246H88V248H87ZM93 246V247H92ZM119 247V248H117V247ZM135 246H137V248L135 247ZM140 246V247H139ZM146 246V245H145ZM152 246V247H151ZM156 248H155V247ZM158 246V247H157ZM177 246H181V247H177ZM187 246V247H186ZM201 247V248H203L202 250H204L203 252H202V250L200 251V248L199 247ZM212 246H213V248L215 249V247H219V248H221V249H217L216 248V250L214 251V250H212L213 248H212ZM244 246V247H243ZM245 246H246V248H245ZM250 246H251V248H250ZM34 247H37V249L36 248H34ZM51 247V248H50ZM53 247H54V249H53ZM74 247V248H73ZM95 247V248H94ZM98 247V248H97ZM102 247V248H101ZM108 247H111V248H108ZM114 247V248H113ZM129 247V248H128ZM168 247H171V249H169ZM196 247H198L197 249H196ZM230 247H232L231 249H230ZM241 247V248H240ZM254 247V248H253ZM68 248H70L69 250H68ZM92 248V249H91ZM99 248H101V250L99 249ZM104 248V249H103ZM109 250H108V249ZM128 248V249H127ZM138 248H139V251H138ZM143 248V249H142ZM167 248V249H166ZM184 248H185V250H184ZM188 248H189V250H188ZM208 248V249H207ZM243 248H245V249H243ZM248 248V249H247ZM250 248V249H249ZM27 249H32L33 251L31 252L30 250H27ZM63 249V250H62ZM74 249V250H73ZM76 249V250H75ZM88 249V250H87ZM96 249V250H95ZM104 251H103V250ZM127 249V250H126ZM146 249V250H145ZM160 249H162V250H160ZM174 249V250H173ZM178 249V250H177ZM181 249V250H180ZM191 249V250H190ZM26 250V251H25ZM36 250L38 251L37 253H35L36 252ZM49 250V251H48ZM73 250V251H72ZM95 251L96 253H98L99 252V256L101 257H99V256H97L98 254H96L95 252L94 253H92L93 251ZM98 250V251H97ZM112 252H111V251ZM128 250H129V252H128ZM130 250H133V251H130ZM155 250H157V252H158V254H157V252L155 251ZM167 250V251H166ZM177 252H176V251ZM183 250H184V253H183ZM187 250V251H186ZM193 250V251H192ZM194 250H198L196 253L194 252ZM2 251H0V264H3L6 260H7V258H3L2 259V256L3 255H1L2 254ZM48 251V252H47ZM64 251V252H63ZM71 251V252H70ZM83 251H84V253H83ZM101 251V252H100ZM109 251H110V253H109ZM135 251V255H133V253L132 252H134ZM136 251H137V253H136ZM140 251H142L141 253H140ZM154 251V252H153ZM175 253H174V252ZM180 253H179V252ZM192 251V253H190ZM59 252V253H58ZM65 252H69V253H72V254H69V253H65ZM76 252H78V254L76 253ZM102 252H104V253H102ZM107 252H108V256H107ZM114 252V253H113ZM116 252V253H115ZM119 252H121V253H119ZM127 252V253H126ZM144 252H146L147 253V255H145L146 253H144ZM151 252H152V254H151ZM156 252V253H155ZM170 252V253H169ZM173 252V254L171 255V253ZM186 252V253H185ZM189 252V253H188ZM207 252H208V254H207ZM213 252V253H212ZM218 252H219V254L220 255H218ZM221 252H223V254L221 253ZM226 252V253H225ZM27 253H23V254H27ZM48 253V254H47ZM59 255H57V254ZM65 253V254H64ZM83 255H82V254ZM88 255H87V254ZM112 253H113V257H111V255H112ZM125 253V254H124ZM139 253H140V255L141 256H145V257H147V259L145 258V257H142L141 258V256H140V258H138L139 257ZM144 253V254H143ZM162 253V255H160ZM167 255H166V254ZM176 253L177 254H179V256H177L176 255ZM184 255H183V254ZM204 253V254H203ZM205 253H206V256H205ZM7 254H5V256L4 257H6L7 256ZM51 254V255H50ZM68 254V255H67ZM86 254V255H85ZM93 254H94V256H93ZM96 254V255H95ZM101 254V255H100ZM106 254V255H105ZM131 254V255H130ZM158 257H156L155 259H153L154 258V256L155 255ZM190 254V255H189ZM196 254V255H195ZM200 254V255H199ZM202 254V255H201ZM215 254V257L216 258H214V255ZM225 254V255H224ZM52 255H57V257L56 256H52ZM70 255L72 256V257H70ZM103 255V256H102ZM127 256V257H124L123 258V256ZM137 255V256H136ZM151 255V256H150ZM152 255H154V256H152ZM160 255V256H159ZM169 255L170 256H172V257H169ZM187 255V256H186ZM189 255V256H188ZM191 255H193V258H192V256ZM199 255V256H198ZM216 255H218V257L216 256ZM222 255H224L223 257H222ZM9 256V255H8ZM7 256V257H8ZM67 256H69V257H67ZM75 256V257H74ZM78 256V257H77ZM84 256V257H83ZM87 256V257H86ZM115 256H117V257H115ZM131 258H130V257ZM134 256H136V257H134ZM166 256H168L167 258H166ZM204 256V257H203ZM207 256H210L209 258H211V256H212V258L214 259V260H212V258L211 259H209ZM35 257H37V256H35ZM59 257V258H58ZM96 257V258H95ZM105 257V258H104ZM108 257V259H106ZM111 257V258H110ZM122 257V258H121ZM150 257V258H149ZM160 257V258H159ZM162 257V258H161ZM165 257V258H164ZM176 257V258H175ZM187 257V258H186ZM188 257H190V260H189V258ZM197 258V259H195V258ZM199 257V258H198ZM206 257V258H205ZM51 258H53L54 260H55V262H54V260L53 259H51ZM55 258H57V259H55ZM61 258V259H60ZM76 259V261H75V259ZM82 258V259H81ZM99 258V259H98ZM104 258V259H103ZM115 258V259H114ZM133 258V259H132ZM143 258H145L144 260H143ZM152 258V259H151ZM178 258H179V260H181V261H178ZM187 260H186V259ZM192 258V259H191ZM202 258H204V261H203V259ZM208 258V259H207ZM220 258V259H219ZM61 261H60V260ZM66 259V260H65ZM68 259V260H67ZM78 259H80L81 260V263H80V260H78ZM84 259V260H83ZM90 259V260H89ZM101 259V260H100ZM110 259V260H109ZM114 259V260H113ZM126 259V260H125ZM127 259H128V262H126L127 261ZM157 259V262L155 261ZM166 259V260H165ZM171 259H175V261L177 262H174V260H171ZM177 259V260H176ZM206 259V260H205ZM2 260H4V261H2ZM57 260V261H56ZM73 260V261H72ZM89 262H88V261ZM111 260H113V261H111ZM121 260V261H120ZM123 260V261H122ZM140 260H141V262H140ZM147 260V261H146ZM149 260V261H148ZM150 260H152V261H150ZM161 260V261H160ZM168 260V261H167ZM171 260V261H170ZM190 262H189V261ZM202 260V261H201ZM207 260H208V262H207ZM218 260V261H217ZM70 261V262H69ZM91 261V262H90ZM102 261V262H101ZM107 261V262H106ZM117 261H119V262H117ZM142 261L144 262V263H142ZM158 261H160L159 263H158ZM188 261V262H187ZM202 263H201V262ZM211 261V262H210ZM213 261V262H212ZM3 262V263H2ZM58 262V263H57ZM60 262V263H59ZM84 262H86V263H84ZM105 262V263H104ZM162 262V263H161ZM174 262V263H173ZM187 262V263H186ZM46 264H47V262H45ZM44 263V264H45ZM121 263V264H122ZM5 264H6V262H5ZM7 264H8V260H7ZM150 264H152V263H150Z\"/></svg>",
    "mask_w": 264,
    "mask_h": 264
}]
</instances>
